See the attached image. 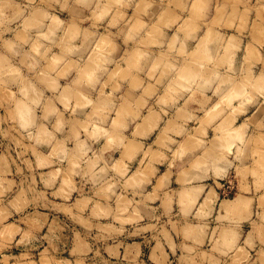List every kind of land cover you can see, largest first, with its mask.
<instances>
[{"label": "crops", "instance_id": "1", "mask_svg": "<svg viewBox=\"0 0 264 264\" xmlns=\"http://www.w3.org/2000/svg\"><path fill=\"white\" fill-rule=\"evenodd\" d=\"M76 10L78 11V13L81 12V14L83 12L87 11V10L83 11L80 6L77 7ZM107 15L105 16V18L104 17H103V19L101 18L102 20L100 22H97V20H95V19L91 20L90 22H88L89 20H87L85 26H84V24H80L82 22L78 19L85 18V16H87V13L86 12L83 13V16H81V17L77 16L79 18L76 19V21H77L76 23L81 25L82 30L88 28L89 30L92 29L93 30L92 32H94V33H91V36L92 37L94 36L93 38L91 36H89L87 38V36L85 37L84 34L82 33L83 37L87 38V39H85L86 40L85 43H87L86 45H88V46L85 47L86 45L84 43H82L81 41H79L78 43L75 44L76 48L74 45L71 47V50H70L71 54H68L66 52L68 54L67 55L64 53L65 51L63 52V51L58 50V49H54L53 50L54 52L53 51L51 52L52 54L55 53L56 57H58L60 55V58H61V61L60 60L57 61L54 65L55 68H53V69L55 70V72L58 68H59V70L57 72H59V71L61 72L62 69H64V68L67 69V67H68V70L70 71V73L68 75L69 76L68 79H62V78L58 79L57 82H59L60 87H59V91L56 93L57 95L55 96V100H54V106H55L54 112H55V115L56 114L57 115L55 117H52V119L54 120V122L61 121L62 119L65 120L64 123H63V121L59 122L61 125L57 122L56 125L57 126L60 125L59 130H57L58 128H56V126L53 122L54 127L56 128V129L53 128L54 132H55L54 142L56 144H58L57 141H60L62 143V144H60L62 146L61 151H59V153L61 154V157L59 160H56V159L54 160V170H57V171L59 170V173L57 172L56 176L57 175L60 176L59 178H56L54 176L55 177V184L57 181H58V183H61L63 175H65L64 176L65 178L69 175V179L67 181H69L70 184H76L79 187V185H81V183H84L85 188L87 189V196L88 197L92 198L94 201L99 200V203L105 208H107L109 206L110 212H109V219L108 220L112 223H113L115 217H117L119 219H123V218H125V215L133 213L135 216L136 215L139 216L140 221H141V222L139 221V223L141 224V226H143L142 224H146L148 222H153V223L157 224V227L159 229H166L167 228L168 230H171V228H170L171 225L177 226V228L179 230H182V228H185V229H190V228L192 229L193 228V229L197 230L199 233V236H198L199 243H200V240L204 242L202 244L203 248H207L208 246L211 248L213 245H215V247L217 249H219L220 251L226 250L227 248H230L231 251H229V252L227 251L228 253H230V255H229L230 258L234 257L237 254V252H243L242 248H245L246 250H248L247 246L248 245L250 246V241L248 239L251 238V242H252L251 244H253L252 237H250V236H254L253 230L256 229L255 226L258 227V224L259 223L261 224V221H255L256 217H257V215H260L262 213H263L262 215H264V162L261 161V160H264V158L261 159V156H258V155L262 154V157H263V154H264V138H262V137H264V98H263L264 97V95H263L264 90L262 89L263 93H258V94H257V92L255 93L253 91L254 86L251 85V83H253V81H251L248 88L243 87V89H242L244 91V92H242L243 94L244 93L247 94L248 93L247 90H249V91L251 90L252 94L250 93V97L247 96L249 94H247V95L245 94L247 96V98H246L245 95L240 93L242 91L241 90L239 93L241 94V96L243 95V99H241V101L238 100L239 94L238 95L235 94L236 92L238 93V89H239L237 86V83H238L237 77H238V70H239L238 63H235L233 65L231 64V66H230V64H227V65L224 64V66L223 65L221 66L220 65L221 63H220L219 64L220 66L219 65L217 66L218 63H216V64L213 63V65H212V62H209L208 64L205 63L203 65L200 63L201 66L198 64V66H200V67L197 68L196 70L199 69L198 70L199 73L196 71L197 72L196 73L197 78L195 80H197L201 76H202V78L201 79L199 78L195 82H194V80L186 79L189 81H187V83H185V84H189V82L191 81V83H190L191 87L188 86L190 88V90H189V88H187V85H186L185 88H187V89H185L183 87L184 82H182L179 79V77L181 75L178 77V75H176V72L174 73V70L175 71L177 70V72H179L181 69H184V71H185L186 70L185 68L188 67L189 65L187 66V64H184V66L185 65L186 66L183 67L182 63H177V64L172 63L169 65V66H171V68H169V70L171 72H169V73L163 71V67L166 66L165 64L155 63L156 68L153 67V69H152V65H154V64H152L151 60L155 58V57H153V54H157L158 49H156L155 46H150V47L143 46V44L141 42L142 38H145V37L147 38V35L151 33V32L148 33V31H147V30H150L151 28L150 29H148V28L144 29V28L149 26V24H151L149 27H152L153 23L155 22L154 20H156V18H157V15L152 14V15L140 16V17L133 16L129 20H126V22H129V25L126 26L123 31L121 29L122 28L121 27L122 21L120 19L119 20L117 19L118 22H113L112 13H110L108 16ZM182 15H184V14L183 13L177 14L176 24L177 23L180 24L181 22H183L184 20H181L182 18L188 17L187 15H185V16H182ZM155 16H156V18H155ZM96 19H98V18H96ZM136 19H138L139 21L141 20L140 25L142 23L144 24V26L140 29H139L140 25L138 27L136 26L137 28L134 26L135 27L134 31L139 30V33H137L138 31H136V32H134L133 30H132L133 32L130 31L131 29H133V25H132L133 23H135V25H136V23L139 24V22H137L138 20H136ZM135 20H136V22H135ZM111 22L113 24H117L119 22L120 23H119V25H117V27H111L110 26ZM175 26L177 27L178 25H175ZM145 30L147 31V34H146ZM174 30L165 29L162 37L165 38L166 41H165V45L163 47H161V50L165 51L168 49L167 48L168 47L167 46L168 40L170 38H172L174 34H177L176 37L179 40H183L184 39L183 37L186 36V34H185V36H184V34L182 36L181 33H179V32L177 33ZM128 33L132 37L135 36V34H137V35L135 37H133L134 39H132V38H130ZM202 33H205V32L204 31L198 32L197 38L199 36H201ZM139 34H140V36H139ZM151 34L154 35L155 37H157L155 32L154 33L152 32ZM127 35L129 36L130 39L128 38ZM97 36H99L98 40H103L106 37L109 40H113L114 43L117 44V46L115 45V47H107V48H106V46H104L105 48L99 47L101 50L104 49L106 52H108L106 54H105V51L104 52L102 51L99 53V54L103 53L106 56L105 57L103 55L106 58L104 60L103 56L101 55L102 57H100V58H102L103 60L99 58L100 62L99 61H96V62L93 61L96 58L95 54L97 52H99L98 50L96 51V49H94V46H95L94 44H96L95 42L97 41L95 38H97ZM151 36H149V37L152 38ZM181 36L183 39L181 38ZM139 37H141L140 40H138ZM220 39H221L220 37H217V38L215 37V40H214L215 44L213 47L214 52L213 51H212V53L209 52L211 54V57H214V56L216 57V58L214 57L215 58L214 62H215V60H216V62H218L217 59L219 57H218V54L216 52H217V47H219V45H216V43L219 42V44H221ZM88 40H89V42H88ZM125 40H126V42H125ZM93 42H94V44H93ZM80 43H82L83 45L80 46ZM136 44L139 45L138 47H140L142 50L138 49V47L135 46ZM188 44L189 43H185L186 46L184 45L185 48H187L183 52L185 54L190 53L191 50H193V46L188 47L189 46ZM140 45H142V46H140ZM177 45H178V47H177ZM77 46H80V47L77 48ZM82 46H84L86 50L81 49ZM90 46L93 48H91ZM101 47H103V46H101ZM143 47H144V49H143ZM145 47H146V49H145ZM74 48H75V50H74ZM108 48H110V49H108ZM133 48H134V50H135V48L137 50H140V51L135 50L136 53L137 52L141 53V51H144L143 52L144 55H149V61L148 62H144V61L138 62L136 60L135 62H138L139 66H137L135 69H133V67L137 63L134 62V65H133V62H132V65H133V67H132L131 64H129L130 61L125 60V62H124V59H126V58L129 60L128 57H130L132 55V53L134 52ZM178 48H179V43H177L175 45V47L173 48L174 51L171 53H173V54L178 53L177 52L179 50ZM72 49L75 53H78V51L80 50L78 53L79 56L77 54H75L74 52H71ZM81 50H82V54H81L82 56L80 55ZM91 50H93V51L95 50L96 51V52L94 51L95 54ZM132 50H133V52H132ZM56 51H57V53H56ZM59 51H61V53ZM87 51L88 52L91 51L93 53L92 57L94 59H92V57H90L91 55H89V53ZM126 52L131 53V55L128 53L130 55V56H128ZM62 53H64L65 55ZM92 53H90V54H92ZM125 53H126V55H125ZM57 54H58V56H57ZM107 54H108V56H107ZM110 54H112V55H110ZM86 55L88 56V58H91V59H88L89 62H91V61L94 62V65L96 63H98V66L95 65L96 68L92 67L93 65L91 66L93 68V70H91V71L94 72L92 74V75H94L93 79H96L97 82L92 87H90V85H88V84H85L86 82L85 83L83 82L81 85H78L79 88H82L81 89L82 93L84 92V94L86 95V96H84V94H83V96L84 97L88 96L87 99L84 98L85 101H90L83 108H79L78 106H73L75 103L72 104L75 101V100H73L74 96H75V98L77 97L73 92V91H75V87H76L75 85H77V84L74 83L73 81H75V82L80 81L77 79L76 75L78 74V71L80 68L83 69L82 68L83 66H81V64L84 65V64H86V62H88ZM70 56H72V57L70 58ZM75 56H78V57H75ZM85 56H86V60H84ZM125 56H128V57H125ZM123 57H124V59H123ZM79 58H82V59H79ZM69 59H72L70 61L71 66L68 65L69 63H67V61ZM74 60H76L79 63H77ZM83 60L85 61V63ZM122 60H123V62H122ZM212 60H213V58H212ZM64 61H66V62H64ZM72 61H73V63H72ZM126 61L128 62V65L131 66L130 67L131 70L132 71L134 70L133 72H135L134 73L135 76L132 73V71H130V68L126 64L127 63ZM74 62H76V63H74ZM63 63H65V64L67 63V64L62 66ZM142 63H143V66H141ZM72 64H73V66H72ZM99 64L101 66H104V68H105V69H103L104 72L102 71V69H100ZM206 64H207V66H206ZM214 64H215V67H214ZM60 65L62 67L61 69H60ZM65 66H67V67H65ZM79 66H81V67H79ZM191 66L192 65H190L189 68H191ZM116 67H118V69L120 70V71L118 70L119 73H118ZM179 67L181 68L180 70L177 69ZM204 67L208 68V70L205 69ZM101 68H103V67H101ZM123 68H124V71L129 73V74L122 72ZM126 68H129L128 70L130 72H128V70L126 71ZM150 68H151V70H149ZM189 68H187V70H189ZM212 68H214L216 70H213V72H212L210 70ZM66 69H64V71ZM99 69L102 71V73ZM191 69L195 70V67L193 68V66H192ZM203 69H205V72L206 71L207 72L206 73L203 72L202 71ZM108 70L111 71V73L113 72L111 74V76L114 74V72H115V74L118 73L120 75L118 76V74H116L117 77L115 78V74H114L113 75L114 77L113 76L111 77L110 72ZM148 70L150 71L149 73H148ZM193 70H190V71H193ZM248 70H246V71L248 72ZM259 70H260V72H263V76H264V69L259 68ZM75 71L77 72V74L74 73ZM151 71H153V72H151ZM181 71H183V70H181ZM208 71H210L212 74L210 75V73ZM215 71L217 73V75L215 74L216 76L213 75L215 73ZM180 72L178 74H181ZM255 72L256 71H254V67H251L249 70V73L254 74V77H257V73H255ZM122 73H123V76L121 75ZM147 73L148 74L151 73V74L148 75ZM164 73H165V75H164ZM223 73L225 75L224 80L226 81V82H222V83H225L224 87L222 86L223 84L221 82H219L221 80L218 79V78L223 79V77L221 78V76H220V74L223 75ZM125 74H127V75L125 76ZM130 74H132V75L130 76ZM108 75L112 79L110 78L109 80H106L108 82H107V84H104L103 77H104V79H108L109 78ZM146 75H148L149 77H147ZM162 75L166 76V77H163ZM208 75H210L209 79H207ZM106 76H108V77H106ZM132 76H134V77H132ZM155 76H156V79H155ZM175 76H176V78H175ZM226 76L228 78L230 77V79H227ZM172 77H173V80H172ZM133 78L136 80H134ZM177 78H178V81L180 80L179 83H177L178 81L177 82L175 81V80H177ZM75 79L78 81H76ZM205 79L207 80V82H205L206 81ZM231 79L233 80V82L235 80H237V81H235V83H233ZM186 80H185V82H186ZM229 80H231V81H229ZM156 81H157V83H155ZM170 81L172 83L168 84V83H170ZM173 81H174V84H175V82H176V84H178L179 88H177V86H174ZM101 82H103V83H101ZM180 82L183 84L182 86H180V84H181ZM230 82H232V83H230ZM99 83L104 84V86L99 87V85H100ZM131 84L133 86L134 85L135 86L133 87ZM114 85H115V87L113 88L112 86H114ZM129 85H130V87H129ZM150 85L153 87H147ZM166 85L167 86L170 85V87H168L170 89H168V88L166 89L165 88ZM171 85H172V88H171ZM225 85L228 86V88ZM230 85H232V86L234 85V87H236V88L230 87ZM64 86L70 87V90H68L70 95L68 94L67 91H66V95H64L65 97L67 96L68 98L70 96V98H69L70 101H68L66 98L65 99L63 98L64 96L62 94V90H63ZM173 86H174V88L175 87L177 88L176 92L173 90L174 89ZM247 86H248V84H247ZM251 86H252V88H251ZM181 87H183L182 90L178 91ZM100 88H103V89H100ZM142 88L143 89L148 88V89L143 90ZM150 88H153L152 89L153 92L151 90L152 93L149 92ZM162 88H163V90H162ZM229 88L231 89V91L233 93L236 90L237 91L233 94L232 92H229L230 91ZM232 88L234 90L235 89L236 90L233 91ZM244 88H245V90H244ZM183 89H184V91H183ZM226 89H227V91H226ZM145 90H146V93L149 92L148 95L145 94ZM167 90H169V92H167ZM99 91H102L103 95L101 94V92L99 93ZM164 91H166V92H164ZM171 91L172 92L174 91V93H172ZM71 92H73V94H71ZM96 92L101 97L106 95L104 102H105V100H107L106 98H108V101L105 104L110 102L108 104H109V106H111L110 104H112V106L111 107H108V105L104 106V103H102V106H104L105 108L102 106H100L98 108L97 106H99V105L97 103H95V105H97V106L93 105L94 104L93 101L98 102L99 99L100 100L102 99L100 96H98V94ZM226 92H227V94H229V93H231V94L226 96L227 95ZM253 93H255L256 95L255 94L253 95ZM59 94H62V97L60 96V98H63L64 101L66 100L65 103L63 102L65 105L63 103L60 104L62 102L61 99H60L61 102L56 100L57 98L59 99V97H58ZM168 94H170L171 96H168ZM221 94L223 95V98H220V97H222ZM232 94L234 96H236L235 101H234V97ZM71 95H74V96L72 97ZM140 95H142V96H140ZM160 95H161V97L164 95L167 96L166 99L164 96V99L166 100V102L163 98H160ZM97 96L100 98H97ZM225 96L228 97V100H226V101H228V102L230 101V105H229V103H225V99H227V98H224ZM231 96H232L233 100H232ZM124 97L126 100L130 101L131 105L130 104L129 105L134 108L133 109L128 105L126 106V104H125L124 109L126 106L127 110L130 109L131 111L132 110H134V111L131 112L129 110V113H128L127 110L122 109L123 106H122V103H120V102H123L122 100H125ZM140 98H142V99H140ZM244 98H245V100H244ZM248 98L249 99L251 98V100H246ZM143 99L145 101H141ZM159 99L160 100L162 99L163 104L158 103L160 101ZM219 99H221V101L223 100V102L219 101ZM80 100H82V99H80ZM128 101H127V104L129 103ZM134 101H136V104H134L135 107L132 106ZM139 101L142 103L141 106H139L140 104L137 105V103H140ZM143 102H144V105H143ZM219 102H221L220 104L222 105V107L220 106V104H218ZM90 103H92L93 106H91ZM98 103H101V101ZM124 103H126V101ZM222 103H225V104H222ZM240 103L242 106L240 105ZM217 104L219 105L218 108L216 107ZM227 104H228L227 107L224 106ZM89 105H90V108H89ZM116 105L118 108H116ZM239 106H241L240 107L241 110L238 108ZM119 107H122L121 110H123V111H121V110L119 111ZM215 107L217 109H215V111L212 110ZM220 107L223 109H219ZM236 107L241 112L232 109V108L235 109ZM101 108H103L105 110H102ZM77 109H79V110L77 111ZM91 109H93V112H91L92 111ZM94 109H97V110H94ZM74 110L77 111V114H75V116L72 113ZM88 110L89 111L91 110L90 114H91V116H93V118L95 117L96 120L92 119L91 116L89 117V114H87V112H85ZM101 110L104 113L103 117L101 116V114H103L101 112ZM117 110L119 112V113L117 112L118 114L115 113ZM89 111H88V113H89ZM97 111H99L100 113ZM125 111H127L128 114ZM94 112L99 113L101 117L98 116L99 114L97 116L100 117L101 119H98V117H96L97 113L95 114V116L92 115V114H94ZM121 112L122 113L125 112V114L124 113L122 114ZM85 114L87 115L88 118L91 119V121H90V119L87 121V123L88 122L89 123L86 125V129H87V131H85L86 134L83 132V129L80 128V132H79L80 137L78 139V140H80L81 146H83V148H84L83 150H85V156H79L75 160L74 158H72L74 156L73 155V151H74L73 150L74 149L73 138L74 137H73V133L70 131L71 129H68V128L70 127V124L73 125V123H77L78 121L83 122L87 118ZM149 114H151V116H149ZM53 116H54V114H53ZM59 116H61V117H59ZM117 116L119 118L122 117L124 122L122 120H117ZM148 116L153 117V119H154V121L151 120V118H150V121H146V122H148V123H146L147 126L149 124L151 126H153L152 121L154 122L153 124L155 126V129L153 127L151 129V131L149 130L150 125L148 126L149 129L148 128L146 129L145 128L146 126H142V127L140 126V125L145 124L144 121H140V120H144V118H146ZM56 119H58V120H56ZM74 119H75V122H73ZM97 119L101 120L103 123L98 121ZM148 119L149 118H147V120ZM155 120H157V121L155 122ZM92 121L94 123L96 121H98L99 123L96 122L95 124L98 123L99 125L102 126L99 129L98 124H97V131L99 130L98 134H96L97 132L94 133V130L96 129V127ZM118 121L122 122L125 126L122 128L123 124H121ZM113 122L114 123L118 122L120 124L118 125V123H117V126H120V125L121 126L117 127L116 124L113 125L114 124ZM138 123H140V125ZM167 123H169L170 125L174 123L175 126H173V125H172L173 127L170 126V128H172V129H170L168 126L169 124H167ZM91 124H93L94 127ZM136 125H139V127ZM165 125H166V127H165ZM115 126H116V128H115ZM240 126H242L241 127L242 129H240ZM134 127H135L136 131H139V132L135 131L136 133H139V136L135 135L136 133L134 132ZM235 127H236V129H238V130L235 129V131H239V134H238V132L237 133L234 132V136H233L232 131H234L233 129ZM225 128H227V129H225ZM101 129H102V132L100 131ZM143 129H144V131H143L144 133L142 135L141 132ZM229 129L231 130L232 133L229 131ZM113 130H115V131H113ZM148 130H149V132H147ZM164 130H167L165 132V134L168 136L169 139L166 137L165 134H163ZM225 130L226 131L228 130V132L225 133ZM112 131L114 133H112ZM108 132H109L110 136L107 134ZM110 132L113 135H111ZM197 132H198V134H197ZM221 132H222V134L224 133L223 138L225 136H229L227 134L230 132L231 135H230L229 139L232 140V138H233V140H232L233 142L236 139V138L234 139L235 134H237L236 137H238V135H240V137L241 136L242 137L241 138L238 137V140L236 139L237 142L235 141L236 143H234V144L232 141H231L232 144L230 141H228V142L224 141V143L226 142L227 144H223V141H222L223 138H219L222 136ZM132 133H134V134H132ZM145 133H147V134L145 135ZM160 133H161V135L158 136ZM192 133H193V135H192ZM94 134H95V136H94ZM162 134L165 136V138H167L166 140H170L172 138V140L174 142L168 141L169 143H165V141H164L165 139L162 140V138H164V136ZM195 134H197V135H195ZM107 135L109 138L106 139ZM114 135H115V137L116 136H119V137L122 136V138H124V139L122 140L120 138V142H122L124 145H125V143H124L125 140H126V142L130 141V143H127L129 148L127 145H125L127 147L126 148L124 145H122V143L118 142L119 139L117 140V137L116 138L113 137ZM96 136H97V138H96ZM111 136H112V138H111ZM193 136H194V138H193ZM259 136H261V139H259L260 138ZM114 138L116 139L115 141H114ZM159 138H160V140H158ZM195 138H197V139H195ZM256 138L259 139V141ZM127 139H130V140L128 141ZM131 139H132V142H131ZM187 139H189V141H190L189 143L186 142V141H188ZM105 140H108L109 143H106L108 141L104 142ZM161 140H162V143L159 144ZM194 140L197 141V143L195 141V143L197 145H195V143L193 142ZM218 140H219V142H222L221 143L222 146L219 143L220 145L218 147H216ZM224 140H226V139L224 138ZM240 140H242V142ZM260 140H261L262 144L258 143V142H260ZM111 141H113L114 143L117 141L118 143H115V144L112 143L110 145ZM238 141H240L241 143H239ZM211 142H212V144L214 143L215 145L214 144L212 145ZM183 143H186V144L188 143V145H187L188 148H187V146L185 147ZM130 144L132 147L130 146ZM164 144L165 145L168 144V145L162 146ZM192 144H194V145H192ZM180 145H182L181 147L184 146L185 148H181ZM230 145L231 146L233 145V147H231ZM135 146H136V148H135ZM219 147H225V148L227 147V149L219 148ZM123 148L128 149V151L126 149L124 151ZM131 148L133 150L134 149L137 150V148H138L139 150H137L138 151L137 152V151H133ZM129 149L132 151H130ZM178 149L179 150L182 149V151L184 149H186L187 152L184 151L183 152L184 154H183V153H181L182 151L180 152ZM177 150L181 153V155ZM227 150H229V151H227ZM258 151H263V153L262 152L260 153ZM124 152H126V153H124ZM129 152L134 153L133 156ZM255 152L257 153V155L255 154ZM122 153H124L123 156L126 155L127 158L130 157V159H127V158L125 159L126 156L123 157ZM207 154L211 158H209V156H207L205 160H202V158H200L202 155H207ZM56 155L58 157V153H56ZM202 157H204V156H202ZM212 157L216 158L217 160L216 159L212 160L213 159ZM217 157H219V158H217ZM94 158H96V160ZM93 159H94V162H97L96 164L92 163ZM197 160H202V162L199 163ZM194 162H195V164L198 163V165H193ZM258 162H260V163L263 162L262 163L263 167H262V165H260V163L258 164ZM191 164H192V168L190 167ZM91 165H92V167L95 166V169H97V170L99 169V171L102 169L101 172L98 171L100 174L97 172V170L92 168ZM96 165H97V168H96ZM70 166H72V169L74 171L70 168ZM145 168H146V170H145ZM216 168H220V169L222 168V170H221L222 172L220 171L221 174H218L219 173L218 170H220V169L216 170ZM92 170L94 172H92ZM138 170H139V172H138ZM185 170H186V172H189V174L186 173ZM140 171L144 172V176H145V173L148 172L147 176H149V177H145V178L139 177V178L135 179L137 176H143V172L140 173ZM217 171H218V173H217ZM84 172H85V174H83ZM136 172H138L137 173L138 175L136 177H134L136 175ZM134 173H135V175H134ZM139 173L141 175H139ZM184 173H186V175H189V176L186 177L184 175ZM230 173L233 174V176H234L233 180L235 182V187L237 189V192L233 196V198H231L229 200H222V199H220L219 193L217 191V183H218V180L223 178V176H225L226 174H230ZM166 174H168L167 178H166V176H167ZM180 174L184 175V176H180ZM94 175L96 177H94ZM132 175H134V176L131 177ZM161 177L163 178V181H162ZM182 177H183V181H182ZM133 178H134V180H131ZM180 179L182 182L179 181ZM186 179H188V180H186ZM159 180L161 181L160 183L158 182ZM158 183L161 187H159ZM215 183H216V185H215ZM157 186H158V188H157ZM74 192H75V190L72 191V194ZM121 198H124L123 201L124 202L126 201L127 203L130 204L129 207L125 206L124 208H120V205H118L117 200L119 199V201H120V200H122ZM127 200H129V201H127ZM118 223H116V224H118ZM260 224H259L258 228H260V226H263V223H262V225H260ZM212 231H216V234L213 238V242H210L209 241L210 237L208 236V239H206L207 237H205L204 234H206V232H209V234H210ZM227 231L228 232L233 231L235 233V235H237V239H236L235 243H233V241H234L233 239L235 236L234 233L232 232L233 233L232 237H231L232 241H229V239H228L229 235H228ZM201 232H205V233H203V235H202ZM223 232H226V234L228 236H226L225 233H223ZM221 234H222V237H221ZM229 234H230V232H229ZM223 235L226 236V239ZM181 237L182 236L180 235L178 238V240L180 239V242H181ZM223 237H224V239H223ZM200 238H203V239H200ZM221 239H223V240L221 241ZM224 240H227V241H224ZM143 242L144 241L141 240L140 244H143ZM214 242H215V244H214ZM227 242L229 245L226 244ZM229 242H232V244ZM159 244H161V247L162 246L164 247V249L166 250V253H171V251L168 247V244L166 242H164L162 238H161V242ZM177 246H179V242H178ZM205 251H210V249H208V250L205 249ZM213 257H218V256L213 255Z\"/></svg>", "mask_w": 264, "mask_h": 264}, {"label": "rangeland", "instance_id": "2", "mask_svg": "<svg viewBox=\"0 0 264 264\" xmlns=\"http://www.w3.org/2000/svg\"><path fill=\"white\" fill-rule=\"evenodd\" d=\"M7 1L10 5H12L13 3V6L10 7L9 4H7L8 7L3 6L1 8L0 6V10H1L0 15L2 14L1 13L2 11L4 13L1 15L2 17L0 16V54H1L0 55V64H1L0 66L3 67L5 63H2V62H5L6 59H8L9 66L12 64H13L12 65L13 67L15 66V68L11 66V68L14 69V74L15 72H17V74H19L20 72L19 74L20 78L17 74H15L18 76L17 78L16 76L14 78L11 77V75L13 76L14 74H11L13 69L9 68V66L7 68L12 71L10 72V70H8L4 66L6 69L5 71L6 73L4 72L5 70L4 67H3V70H1L2 68L0 67L1 68L0 72L1 71L3 72V73L2 72L0 73L1 75L2 74L5 75L7 74V72H8V76L9 74H11L9 77L6 75V77L10 78L9 80L10 82L13 80L15 81V78H16L15 82L10 83L5 76L3 78L2 77L3 75L2 76L0 75V79L4 81L3 83L0 82V264H264V244H263L264 240L261 241L262 244L260 242L258 243V241H260L259 239L261 238L260 236L262 233L260 231L264 228V226L261 227L262 228L261 230L258 229V234L260 233V236L258 234H254L253 239H252L253 244H251L252 243L251 242L250 246L249 245L247 246L248 250H246L245 248H242L243 252H237V254L234 257L230 258L229 256L230 253H228L229 251H231L230 248H227L226 250H222V251L217 249L215 245H213L211 248L209 246L207 248H203L202 244L204 242L202 241L199 243V240H196V238H198L197 236L198 231L195 229H193V233L191 232L192 231L191 228H190L191 230L189 229L190 231H188V229H185V228H182V230H179L177 226L175 225L170 226L171 230H168L167 228L159 229L157 227V224L153 222H148L146 224H142L143 226H141V224L139 223L140 221L139 216L137 215L135 216L133 213L125 215V218L123 219H119L115 217L113 223L110 222L108 220L109 212H110L109 206L105 208L99 203V200L94 201L92 198L88 197L87 189L85 188L84 183H81L79 187L76 184H70V182L67 181L69 179V175L66 178L64 177L65 175H63L61 183H58L57 181L55 184V177L59 178L60 176L59 175L56 176V173L57 172L59 173V170L58 171L54 170V160L55 159L59 160L61 157V154L59 153V151L61 150L59 149H61L62 146L59 144H62V143L60 141H57V143H59L58 146H61V148L59 147L58 149V146L54 147L55 132L53 131L54 124L52 123L53 122L52 117L54 113H53L52 108H55V106H54V101L51 102L49 100L50 99L54 100L56 93L59 91L60 86H59V82H57L58 79L60 78L68 79L69 77L68 75L70 71L69 70L66 72L64 71V73H62L61 71L62 75L58 74L59 73L58 72L56 74L60 76L58 75L54 76L55 71L53 68H55L54 66L55 62L59 60L61 61L60 56L56 57L58 59H56L54 63L51 62L50 66L54 64L52 65V68L51 67L48 68L46 66L50 63L49 61L51 59L55 60L54 55L51 53L54 49L63 50V48L68 47V46L65 47L67 42H68L67 45H70L71 43L72 45H74L82 40V43L85 44L86 40H84L85 38L82 37L83 36L82 33L85 36V32L93 31L92 29L89 30L88 28L83 29V30L81 29L80 24H84L85 26L87 20H89L88 22H90L91 20L95 19L97 20V22H100L103 19V17L105 18L107 14L109 15L110 13H112L113 22H118L117 20H114V18H118V20L120 19L122 21L121 29L123 31L124 28L129 25V22H126V20H129L133 16L140 17V16L158 14L157 17H159V16H162L163 14L162 17L164 18V16L167 13L166 11H169L168 13H172L176 18H177V14H182V13L184 14L182 16L187 15L189 19H191L192 21L193 19L195 20L197 18L196 19L197 24L195 22L192 23V26L195 27L196 30H194L193 27L191 26V22H189V26H187L188 30L191 27L190 32L193 29L192 33H189V34H193L192 38L190 37L191 35H188L189 36L188 38L186 35V37H184L183 40L174 39V44H177L180 41H183V42H180L179 44L184 43L182 44V46H184L185 43H189L188 47H192V46L193 48L195 47L193 49L194 51L191 50V52L194 53L196 52L195 49L197 47L196 39H197L198 32L204 31L206 34L211 32L210 34L213 33V35L211 36L212 38H209L210 39L209 41H211L210 42L211 47H213V45L215 44L214 43L215 37L221 38L220 39L221 44H219V42L216 43V45H219V48L217 47L216 53L218 54L220 58L221 56L219 55V52L223 50V46L226 43H228L227 45L229 48L230 41H231L230 44H232L233 41H235L236 44L234 42V45H239V46L236 48L235 46L233 47V44H232L230 48L232 47L233 50L229 48L230 55L228 54L229 55L228 57L231 62L230 64L233 65L235 63H238L239 65L237 82L241 83V81H244L241 78V76L243 78L244 77L246 78L245 75L247 71L244 70L246 68H249L250 70V67H254V71H256L255 73H257V77H255L256 78L255 79L254 74H248L247 72V75H249L247 76V78L250 77V75H251V78L250 79L244 78L245 81L246 80L247 81L246 82L244 81L243 82L244 84L239 85L240 91H241V88L243 89V87H246L247 84L249 85L252 79L254 80V82L255 80L257 82L258 79L259 80L261 79L260 82H258L261 86L263 75L260 76V73L263 74V72H260L259 68L264 69V64H262L264 63L263 61L264 60V0H203V3H202V0L201 1L195 0V1L202 3V4L199 3L200 7L198 6L199 5L198 2H195V3L193 2L194 0L193 1L192 0H180V3H179V0H118L116 1L117 5L110 4L109 6H112V7L110 8L107 7L108 10L106 14L98 17L99 20L96 19L97 18L96 14L102 13V10H103L102 8L103 6L101 2L102 0H98L97 2L96 0H90L88 3L85 2L84 4H82L83 2H80L78 0H77L78 2L76 0H12V1L7 0ZM181 1H183L184 5L182 4ZM190 1H191V4H190ZM176 3H178V5ZM193 3L198 4V5H195V7L198 8L196 13H194V10L196 8L193 6ZM79 6L82 8L83 11L87 10L85 12L87 13V16L89 18L87 16H85V18H80L78 20H80L82 23L77 24L76 19L79 18L77 16L81 17L83 16V13H85V12H83L82 14L81 12L78 13L76 8ZM192 6L195 9H193ZM190 8H192V10ZM40 10L43 11L45 14L44 15L41 12V15H39V17L42 16L43 21H41V18L38 19L37 15L40 14L38 13L35 17L37 18L35 22L34 16L32 17L30 15L32 13L30 12H33V13L34 11L40 12ZM199 10L201 12L200 16H198L200 14V12H198ZM158 11H161V12H158ZM190 13L191 15L195 14L194 16L192 15L194 18L190 16ZM3 15L5 17H3ZM50 15H54L56 17L58 16L59 18L58 20L61 22L59 26L54 28L52 34L56 33L60 41L63 40V36H65L64 38H67V40L64 39L62 41L64 43V41L66 40L64 45H61L62 42L60 43L57 37H56V40L52 42L51 41L49 42L48 40H46L47 37H50L52 39V37L54 36L49 31L44 33L46 31V27L50 30H52L53 28L51 26L53 24L52 22H50V19H49ZM24 17L27 20H24L25 22L23 23L21 22V19L22 18L24 19ZM31 18H33L32 21L34 22L32 21L28 22L29 21L28 19H31ZM184 18H182L181 20H184ZM72 19L74 21L73 26L75 29L78 30L79 33L76 36L75 34L74 35L70 34V36L72 35V37H70L68 36L69 28H70L69 23ZM37 20H39L41 24ZM157 21L163 24L162 25L163 27L159 23L157 25V27L160 25L157 28L158 30L160 29V32L156 30L155 28V30L159 32V34L158 33L156 34L160 35L157 37L158 38L157 43H155L154 40H152L153 41L152 43L151 41H149L150 39L148 38H146V41H145V38L141 39V42L143 41H145V43L149 42L145 44L146 46L148 47L155 46V48L158 49L157 54H153V57L155 58L152 59L153 61L151 60V62L154 63L155 60L156 61L158 60L160 61L158 64H165L167 68L166 66H164L163 71L168 72V73L171 72L169 70L171 66L169 65L172 63L189 64L187 63V61L189 62V60L190 62L191 61L193 62V60H195V56L197 55L195 53L192 54L191 52L186 53V54L183 53L187 49L185 48L186 45L184 46L183 49H179L180 51L178 50L177 51L178 53H175V54L171 53L174 51L173 48L175 47V45L173 47L170 46L171 45L170 42L173 41V39L171 38H170L171 40L170 39L168 40V44H167L168 49L165 51L161 50V47L165 45V41H166V39L162 37L165 29H171V30L176 29L174 31H177L181 24L176 27L175 25L177 21H175L174 24L171 22L172 25H169V23L164 24L160 22L158 18H157ZM185 22L184 23L181 22L183 26L184 24L188 25V23H185ZM25 23L26 25L27 24L31 25L30 23H34L33 24L34 27L33 25L31 26L32 28H30L28 25L23 27V24ZM119 23L113 24L111 22L110 26L117 27ZM1 24H3L4 27L1 26ZM142 24L139 26V29L144 26V24L143 25ZM38 25L39 27L37 29H39L41 26L45 28L43 30L44 32L41 31L43 32L41 34L49 35V36L47 35L46 37H44L45 39L41 37L42 35H38V36L34 35L33 32L35 31L37 32L36 27ZM144 29H146V27ZM181 29L183 32H185L183 28ZM187 29L186 31L188 32ZM23 30L24 32L26 30L28 33L25 32L27 33L25 34ZM208 30H210V32H207ZM19 31H22V32L20 33ZM30 31H31V34H29ZM182 31L179 30L177 32L182 33ZM251 32H254V33L250 34ZM18 34H20L19 36H22L23 38H25L24 36L27 35L26 36L27 38L26 39H23L22 37L19 38ZM250 35H253V36H250ZM39 36L42 39L38 38ZM74 36L76 39L73 38ZM257 36H259V38L261 37L260 39L261 41L258 40L259 38ZM70 38H73V39L71 40ZM157 38L155 40H157ZM232 38H233V41H232ZM255 38H258L257 39L258 41ZM9 39L11 40V42L13 40L12 44ZM44 40H45V43L47 41L49 43L45 44ZM255 40L257 43H255ZM17 41H18L19 47L17 45L12 46V45L17 44L16 43ZM106 41L108 42L111 41V42L104 43ZM106 41L103 42L104 44H106L104 46L112 45L110 47H115V45H117L114 43L113 40L106 39ZM39 43H40V46H38L36 50L35 45ZM8 44L12 46L11 49L8 48L7 46ZM59 44L63 46V48ZM249 44H251L250 46H255V47L250 48L248 46ZM246 47H248L249 50L254 49L255 52L257 51L256 53L257 56H255L254 51L253 53L251 52L252 50H250V52L252 53L250 56V54H248L249 50L247 51ZM32 48H35V50H32ZM226 48L227 47H225L224 50L228 52L227 50L229 49H226ZM43 49H45V51H43ZM32 51H37V52L35 53L33 52V56H32ZM42 51L45 53H42ZM231 51H232V54H231ZM224 52L225 51L223 52L221 51L220 53L222 54ZM246 53L249 55L250 58H253L252 55L254 54V57L259 58V60H257V58L256 59L253 58L255 59L254 61H252L251 59L249 60V57L247 56ZM27 54H29V56ZM42 54H44V56ZM51 54L53 58L51 57ZM191 54L194 56H192ZM39 55H41L42 57ZM49 55L51 59L48 58ZM190 55L192 56L193 60L190 58L191 57ZM199 55L203 57V54H199ZM222 56H224V54ZM225 56L227 57V55ZM2 57L6 59L3 60ZM23 57H25V59H23ZM143 57H144V53H143ZM146 57L147 58H145V62L146 61L148 62L149 55H146ZM198 58L201 59V57H198ZM198 58L197 60H199ZM211 59L212 57H210L209 58L210 61L207 60V62L208 63L212 62ZM23 60H26V61H23ZM197 60H195L196 62H193V64L198 63ZM222 60L223 59H221V61ZM244 60L245 61L248 60L250 61L249 63H252V62L253 63L252 64L247 63V66L250 65V67L245 66L244 68L243 66L247 62V61L245 62ZM68 62H70V60H68L67 63ZM222 62L225 63L226 61L223 60ZM45 63L47 64L45 65ZM219 63H220V60H219ZM41 64L43 66L42 68H41ZM226 64H228V62ZM26 65L27 67H29L30 65L33 66V68H31L32 70H30L31 66L27 68ZM44 65L46 66V68L44 67ZM194 65L196 68L198 64L197 65L194 64ZM39 68L45 69V70L40 71L41 74L44 75L43 71L44 72L46 71L45 75L46 76L51 75L50 78L54 79L53 82H51L50 79L48 81L47 79H44L46 82H48L46 84H49L51 82L49 84L51 87L49 85L47 86L45 85V81L43 80V78H46V77H44L43 75L39 73V70H41ZM15 69H17V71H15ZM196 69L194 70L195 72L197 71ZM194 71L192 72V74H194L193 78L196 79V73H194ZM38 74H40V76ZM25 76L29 78V80L32 82H30ZM23 77L25 78V80L23 79ZM190 77L192 78V75ZM21 78L22 80H20ZM39 78H42V79H39ZM85 79H82L81 80L82 82L80 81L77 82V85L75 87V93L77 92L78 89L79 90L82 89V88H79L78 85H81L85 81ZM17 80L24 81L23 82L24 84L28 80L27 81L28 83L26 82L25 84V85L28 84V87L23 85L22 82H21L22 83L21 85L20 81H17ZM34 80L37 82L35 83ZM38 80L39 82L41 80L44 81V84L43 82L39 83ZM89 80L91 83H93L92 82L93 80L92 81L91 79ZM89 80H88V83L91 86V83L89 82ZM96 82H94V84ZM37 83L39 85H37ZM31 85L35 87V90L37 92H34V93L36 95L37 93L39 95V93L41 92L40 96H36L34 94V97H33V94H32V97H30L32 90L34 91V89L29 87ZM258 85H256L257 87H254L253 91L260 93L259 91L262 92L261 89L264 90V85L261 87L260 86L258 87ZM22 86H24L26 89L23 88ZM38 87L41 89L40 91L37 90ZM27 88L31 89V91H29V89L27 90ZM64 88L63 90H67V89L69 90L68 87H66V89ZM255 88H261V89L257 90ZM20 91L24 93L25 95L28 93V91L30 93L26 95L27 97L25 96L22 97V94ZM62 92H66V91H62ZM62 94L64 95L66 93H62ZM75 95H78V96L80 95L78 97L79 99L84 98V97H81L83 95L82 93H76ZM15 97L17 99H21V101L16 100ZM34 98H36L35 100H37L38 98V100L35 101ZM24 99H25V104L26 105L28 104L32 109V110L30 109L31 111L29 110L30 112L27 114L25 113L26 110L24 106L26 107L27 110L30 107H28V105L27 106L22 105ZM30 99H32V101L34 100L33 102H36V103L31 104L32 101H30ZM15 100L17 103H20L18 104L19 105L18 107L13 106L15 104ZM81 104L80 103L78 104V101H76L75 106H78L79 108H83L85 105H87L86 102L84 101H82ZM32 105L34 108L32 107ZM15 106H17V104H15ZM47 107L49 110L51 109L50 112L49 110H47V112L46 110L44 111V109ZM16 108L18 109L22 108L19 111H24L25 115H23L22 112L17 113L15 110H18V109ZM43 111L48 113V115L44 113L46 115V118L44 116L45 119L43 118L44 114H41ZM72 113L75 116V114H77V111L74 110ZM20 114H22V116H25L26 118L28 114H31L30 119H25L23 117L25 122H21L22 123L21 126L23 127L27 125L25 128L19 127L20 125L17 126V122L20 123V120H21L20 118H22L20 117L21 116ZM34 118L36 119L34 120ZM41 118H43L44 121ZM86 119L83 121V126H82V123L80 124V121H78V123H74L75 125L73 124L74 128H73V125L71 124V132L73 133V137H74L73 138L74 140L73 155L74 156L72 158H74L75 160L79 156H85V150H83L84 148L83 146H81L80 140L78 139L80 137V134H79L80 128L83 129V132L86 134V132L84 131V128L86 131L87 129L84 123H86L89 120L88 117ZM26 120L27 121L30 120L34 124L32 123L33 124L32 125L31 122L29 121L30 122V125H29L28 122L26 123ZM23 123H26V124L23 125ZM36 123H38V126H36L37 125ZM27 127L28 129H26ZM59 129L60 128L58 127V130ZM162 146H166V145L164 144ZM56 153H58V157ZM232 175L233 174L231 173L226 174L225 176H223V178L218 180L217 191L219 193L220 199L222 200H229L233 198V196L237 192V189L235 187V182L233 180L234 176ZM225 180L231 181L230 182V187H231L230 195H226V194L224 195L225 190L223 189L222 184ZM73 190H75V192L72 194ZM225 196L227 197L225 198ZM119 203L118 205H120V208H124L125 205L129 207L130 205L127 202H125L126 204L122 205L123 201L122 203L120 204ZM260 217L261 216L257 215L255 221H258L259 219V221L263 223L264 216H262L263 220ZM184 230H185V233L187 231L190 233V234L187 233L189 236L187 234L184 235ZM255 231L256 229L253 232L257 233V231L256 232ZM262 231L264 232V229ZM194 232H195V235H194ZM203 233L205 232H201L202 235ZM215 234H216V231H212L210 234L209 232H206V234L204 235L205 237H207L206 239H208V236H209L210 237L209 241L213 242V238ZM180 235L182 236L181 242H180V239L178 240ZM255 235L256 237L258 235L259 239L256 238ZM159 236L163 239L164 242L168 244V247L171 253H166V250L164 249V247L163 246L161 247V244H159L161 242V238ZM141 240L144 241L143 242L144 245L140 244ZM178 242H179V246H177ZM235 242L236 240L234 239L233 243ZM154 249L156 250L153 253ZM205 249L206 250L210 249V251H205ZM213 255L218 256V257H213Z\"/></svg>", "mask_w": 264, "mask_h": 264}, {"label": "bare ground", "instance_id": "3", "mask_svg": "<svg viewBox=\"0 0 264 264\" xmlns=\"http://www.w3.org/2000/svg\"><path fill=\"white\" fill-rule=\"evenodd\" d=\"M10 1H12V0H10ZM76 1H77V0H76ZM78 1L83 2L82 4H84L85 2L88 3L90 0H78ZM78 1H77V2H78ZM97 1H98V0H96V2H97ZM116 1H118V0H102L101 2H102V6H103L102 8H103V10H102V13H101V14H96V15H97V18L100 17L101 15L103 16L104 14H106V12H107V10H108L107 7H108V8L112 7V6H109L110 4H112V5H117V4H116V3H117ZM192 1H193V0H192ZM198 1H201V0H198ZM198 1H195V0H194L193 2L195 3V2H198ZM13 2H14V1H13ZM176 2H177V1H176ZM181 2H182V4H183V1H181ZM108 3H109V4H108ZM174 3H175V1H174ZM179 3H180V0H179ZM194 3H193V6L195 7V5H198L199 3L202 4V3H203V0H202V3H201V2H198V4H194ZM7 4H9L7 0H2V1L0 0V6H1V8H2L3 6H7ZM176 4L178 5V3H176ZM190 4H191V1H190ZM200 4L198 5L199 7H200ZM9 5H10V4H9ZM148 5H149V4H148ZM179 5H180V4H179ZM183 5H184V4H183ZM11 6H13V3H12V5H10V7H11ZM141 6H142V5H141ZM190 6H191V5H190ZM193 6H192V8H193ZM7 7H8V6H7ZM10 7H9V8H10ZM144 7H145V6H144ZM140 8H141V7H140ZM192 8H190V9L192 10ZM195 8H196V9H195ZM195 8H193V9L196 10V11L194 10V13H196L197 10H198L197 7H195ZM6 9H7V8H6ZM6 9H5V10H6ZM11 10H12V9H11ZM159 10H160V9H159ZM0 11H1V10H0ZM36 11H37V9H36ZM36 11H34V13H33V12H30V13H32V14H30V15H31L32 17L34 16V19H35L34 21L36 22V19H37V18H35V17H36V15H37L38 13H40V14L37 15V16H38V19L41 18V21H43L42 16L39 17V15H41V12H42V14H44V12L41 11V10H40V12H39V11L36 12ZM151 11H152V10H151ZM12 12H13V11H12ZM35 12H36V14H35ZM152 12H153V11H152ZM158 12H161V11H158ZM158 12H157V13H158ZM166 12H167V13H166V15L164 16V18L162 17V16H163V14H162V16L157 17L158 20H159L160 22L164 23V24H167L168 22H169V25H172L171 22L174 24V22L176 21V17H175L172 13H168L169 11H166ZM192 12H193V11H192ZM198 12H200V10H199ZM1 13L4 14L3 11H2ZM2 14H1V15H2ZM7 14H9V13H7ZM7 14H6V15H7ZM33 14H34V15H33ZM159 14H160V13H159ZM169 14H170V15H169ZM197 14H199V13H197ZM1 15H0V16H1ZM25 15H26V14H25ZM44 15H45V14H44ZM44 15H43V17H44ZM157 15H158V14H157ZM192 15L194 16L195 14H192ZM192 15H191V13H190V16H192ZM200 15H201V12H200V14H199L198 16H200ZM22 16H23V15H22ZM26 16H27V15H26ZM26 16H25V17H26ZM28 16H29V15H28ZM118 16H119V14H118ZM193 16H192V17H193ZM196 16H197V15H196ZM196 16H195V18H196ZM1 17H2V16H1ZM3 17H5V16L3 15ZM6 17H7V16H6ZM25 17H24V19H23V18L21 19V22L24 23V22H25L24 20H27V19H26L27 17H26V18H25ZM161 17H162V19H161ZM28 18H29V17H28ZM155 18H156V16H155ZM157 18H156V20H154L155 22L153 21L154 23H153V26H152V27H149L151 24H149V26L146 27V28H148V29L151 28L150 30H147L148 33H149V32H151V33L153 32V33H154L156 30H158L157 28H158L160 25H161V26L163 25V24H161V23H159V22L157 21ZM159 18H160V19H159ZM193 18H194V17H193ZM49 19H50V22H52V24H53V25L50 24V25L53 27L52 30H50V29H48V28L46 27V31L44 32L43 30H44L45 28H43V27L41 26L39 29H37V28L39 27V25H38V26L36 27L37 32H36L35 30H34L35 32H33L34 35H36V36H38V35H42L41 37L44 38V37H46L48 34L45 35V34H41V33H43V32L46 33L47 31H49V32L52 34L54 28H56L57 26H59V25L61 24V22L58 20V19H59L58 16L56 17V16H54V15H50V16H49ZM117 19H118V18H114V20H117ZM196 19H197V18H196ZM196 19H195V20L193 19V21H192L191 19H189V17L186 18V19H184V21H183L182 23H184L185 21H187V22H185V23H188V25L184 24V26L182 25V23H180L181 25L177 23L176 25H180V27L183 28V30H185V32H183L182 29H181L180 27L178 28L177 31L181 30V31H182V33H181L182 36H183V34H184V36H185V34H186V35H187V38L189 37L188 35H191L190 37L192 38L193 34H189V33H192L193 29L196 30V28L192 26V23H194V22L196 23ZM3 20H4V18H3ZM19 20H20V19H19ZM22 20H23V21H22ZM28 20H29L28 22H31V21L33 20V18L28 19ZM136 20H138V19H136ZM136 20H135V22H136ZM34 21H32V22H34ZM37 21L39 22V20H37ZM48 22H49V21H48ZM137 22H139V24L136 23V25H135V23H133V24H132V25H133V29H131L130 31H132V30L134 31L135 27H136V26L138 27V26L140 25L141 20H140V21L138 20ZM189 22H191V26L193 27V29L191 30V32H190V28H191V27H190V28L188 27L189 30L187 29V26H189ZM1 23H2V21H1ZM26 23H27V21H26ZM26 23L23 24V27H25V26L28 25V24L26 25ZM39 23L41 24V22H39ZM73 23H74V21H73V19H72V20L70 21V23H69V24H70V28H69V35H68V36H70V34H72V35L75 34V36H76V35L79 33L78 30L74 28ZM158 23H159L160 25L157 27ZM21 24H22V23H21ZM30 24H31V25H28V26H29L30 28H32L31 26H32L34 23H30ZM36 24H37V23H36ZM36 24H35V25H36ZM42 24H43V22H42ZM48 24H49V23H48ZM69 24H68V25H69ZM137 24H138V25H137ZM196 24H197V23H196ZM142 25H143V24H142ZM1 26L4 27L3 24H1ZM134 26H135V27H134ZM196 26H197V25H196ZM33 27H34V25H33ZM137 27H136V28H137ZM162 27H163V26H162ZM26 28H27V27H26ZM26 28H25V29H26ZM49 28H50V27H49ZM155 28H156V30H155ZM28 29H29V28H28ZM47 29H48V30H47ZM186 29L188 30V32L186 31ZM26 30H27V29H26ZM26 30H25V32H27ZM175 30H176V29H175ZM28 31H29V30H28ZM41 31H43V32H41ZM51 31H52V32H51ZM133 31H132V32H133ZM136 31H138L137 33H139V30H135L134 32H136ZM145 31H146V30H145ZM147 31H146V34H147ZM158 31L160 32V29H159ZM158 31H156L155 33H158V34H159ZM177 31H176V32H177ZM17 32H18V31H17ZM17 32H16V33H17ZM19 32L21 33L22 31H19ZM23 32H24V30H23ZM25 32H24V33H25ZM49 32H48V33H49ZM70 32H71V33H70ZM90 32H91V31H90ZM90 32H85V37L87 36V38H88L89 36H91V33H92V32H91V33H90ZM194 32H195V31H194ZM207 32H210V30H208ZM27 33H28V32H27ZM27 33H25V34H27ZM37 33H38V34H37ZM129 33H130V32H129ZM129 33H128V35H129L130 38H132V39H134L133 37H135V36L137 35V34H135V36L132 37ZM151 33L147 35V38L150 39L149 41H151L152 43H153L152 40H154V42L157 43V41H158V38H157V37L160 36V35L156 34L157 37H155V36L152 35ZM177 33H178V32H177ZM210 33H211V32H210ZM210 33H208V34L203 33V34H201V36H199V37L196 39L197 47H196L195 50H196L197 53H196V52H194V53H195L197 56H195V60H197L198 57H201V59L198 58V59H199V60H197L198 63H194V64H196V65L199 64V65L201 66V64H202V65L205 64V63L208 64L207 60H209V58L211 57V54H210V53H212V52H210V51H213V50H214V48H213L214 45H213V47L210 46V44H211L210 42H211V41H209V40H210L209 38H212L211 36L213 35V33H212V34H210ZM252 33H254V32H251L250 34H252ZM22 34H23V33H22ZM29 34H31V31H30ZM51 34H50V35H51ZM133 34H134V33H133ZM133 34H132V35H133ZM181 34H180V35H181ZM19 35H20V34H18V37H19V38L22 37V36H19ZM52 35H54V36L52 37L53 40H52L50 37H47L46 40H48L49 42H50V41L52 42V41H55V40H56V37L58 38V36H57L56 33H55V34H52ZM72 35H71L70 37H72ZM95 35H96V34H95ZM128 35H127V36H128ZM144 35H145V34H144ZM151 35H152V36H151ZM207 35H208V36H207ZM254 35H255V34H254ZM26 36H27V35H26ZM26 36H24L25 38H23V37H22V38H23V39H26V38H27ZM48 36H49V35H48ZM66 36H67V35H66ZM75 36H74L73 38H75ZM129 36H128V38H129ZM139 36H140V34H139ZM145 36H146V35H145ZM149 36H151L152 38H150ZM182 36H181V38H182ZM195 36H196V35H195ZM197 36H198V35H197ZM250 36H253V35H250ZM41 37L39 36L38 38H41ZM64 37H65V36H63V40H64V39L67 40V38H64ZM82 37H83V36H82ZM91 37H92V36H91ZM93 37H94V36H93ZM93 37H92V38H93ZM98 37H99V36H97V38H95V39H96L98 42H99V41H100V42L98 43V42L95 40L96 42H95V41H94V42H95L96 44H94V42H93V44L95 45V46H94V45H93V46H94V49H96V51L98 50L99 52H97V53L95 54L96 51L94 50V51H95V52H94L93 50H91V51L94 52L96 58L94 59V58L92 57L93 53H92L91 51H89V52L87 51V52L89 53V55H91L90 57H92V59H94L93 61H95V62H96V61H99V62H100V59H102V58H100V57H102L103 55L105 56V54L108 53V52H106L104 49L101 50L100 48H105L104 45H106V44H104V43H110V42H111V41H110V42L106 41V39H107L106 37H105L102 41H101V40H98ZM137 37H138V36H137ZM185 37H186V36H185ZM255 37H256V36H255ZM257 37L259 38V36H257ZM34 38H35V36H34ZM38 38H37V39H38ZM42 38H41V39H42ZM68 38H69V37H68ZM73 38H70V39L72 40ZM87 38H85V39H87ZM130 38H129V39H130ZM140 38H141V37H139L138 40H140ZM156 38H157V40H155ZM183 38H184V37H183ZM183 38H182V39H183ZM258 38H255V39L257 40ZM41 39H40V40H41ZM44 39H45V38H44ZM75 39H76V38H75ZM85 39H84V40H85ZM101 39H102V38H101ZM171 39H173V41L170 42V44H171L170 46L173 47L174 45H176V44H174V39H177V38H176V34H174L173 37H172ZM171 39H170V40H171ZM260 39H261V37H260L258 40H260ZM9 40H10V39H9ZM14 40H15V39H14ZM63 40L60 41L59 38H58V41H60V43H61ZM66 40H65V41H66ZM68 40H69V39H68ZM89 40H90V39H89ZM89 40H88V42H89ZM230 40H231V39H230ZM256 40H255V43H257ZM258 40H257V41H258ZM41 41H42V40H41ZM48 41H47L46 43H49ZM65 41H64V43L62 42L61 45H64V44H65ZM69 41H70V40H69ZM90 41H91V40H90ZM104 41H106V42H104ZM134 41H135V40H134ZM145 41H146V37H145ZM145 41L142 42V43H144L143 45L149 43V42H146V43H145ZM147 41H148V40H147ZM177 41H178V40H177ZM185 41H186V40H185ZM232 41H233V38H232ZM260 41H261V40H260ZM5 42H6V41H5ZM10 42H11V40H10ZM10 42H9V43H10ZM81 42H82V40H81ZM103 42H104V43H103ZM139 42H140V41H139ZM151 42H150V43H151ZM180 42H183V41H180ZM180 42H179V43H180ZM228 42H229V41H228ZM234 42H235V41H233V43H232V44H233V47L235 46V47L237 48L239 45H234ZM237 42H238V40H237ZM7 43H8V41H7ZM12 43H13V40H12L11 44H12ZM14 43H15V42H14ZM16 43H17V44L12 45V46H16V45H17V46L19 47V45H18V41H17ZM44 43H45V40H44ZM44 43H43V44H44ZM46 43H45V44H46ZM90 43H91V42H90ZM97 43H98V44H97ZM230 43H231V41H230ZM230 43H229V45L231 46L232 44H230ZM55 44H56V43H55ZM57 44H58V42H57ZM67 44H68V42H67L66 45H65V47L68 46V47H66V48H63V46H61V45L59 44V45L63 48V50L61 49V51L64 52V50H65L68 54H71V53H70V50H71V47H72L73 45H72V43H71V44L69 43L71 46H70V45H67ZM81 44H82V43H80V46H81ZM86 44H87V43H85V45H86ZM139 44H140V43H139ZM182 44H184V43L179 44V45H181V46H179L178 49H183V48H184V46H182ZM227 44H228V43H226L225 45H227ZM235 44H236V42H235ZM238 44H239V43H238ZM85 45H84V46H85ZM91 45H92V44H91ZM225 45L223 46V50H221L222 52H223V51H225V52L221 54V53H220L221 51H220V52H219V55L222 57V58H221V57H220V58L223 59V60L226 61V62L223 63V62H222L223 60L221 61L220 58H218V59L220 60V63L222 62V64L219 63V60H218V59H217L218 62H216V60H215V62H214V59L216 58V57L214 56L215 58L212 57L213 60L211 59V60H212V65H213V63H215V64L218 63L217 66H218L219 64L222 66V65L226 64L227 62H228V64L231 63L230 60H229V57H228V56L230 55V54H229L230 49L233 50V48H232V47L230 48V46H229V48H230V49H229V48H228V45H227V46H225ZM250 45H251V44L248 45L250 48H251V47H255V46H250ZM7 46H8V48H10V49H11V47H12L10 44H8ZM9 46H10V47H9ZM35 46H36V50H37L38 46H40V43H39V44H36ZM48 46H50V45H48ZM74 46H75V48H76V45H75V44H74ZM80 46H77V48H79ZM84 46H82L81 49L84 50L85 47H87L88 45H86L85 47H84ZM101 46H103V47H101ZM107 46H109V45H107ZM107 46H106V48H107ZM110 46H112V45H110ZM110 46H109V47H110ZM116 46H117V45H116ZM135 46L138 47L139 45L136 44ZM140 46H142V45H140ZM145 46H146V45H145ZM61 47H60V48H61ZM83 47H84V48H83ZM90 47H91V46H90ZM95 47H96V48H95ZM99 47H100V48H99ZM177 47H178V45H177ZM225 47H227L226 49H229V50H227L228 52H226V50H224ZM14 48H15V47H14ZM20 48H21V47H20ZM44 48H46V47H44ZM60 48H59V49H60ZM75 48H74V50H75ZM91 48H93V47H91ZM194 48H195V47H194ZM194 48H193V49H194ZM218 48H219V47H218ZM246 48H247V51H248V50H249L248 47H246ZM17 49H18V48H17ZM108 49H110V48H108ZM138 49H141V48L138 47ZM143 49H144V47H143ZM145 49H146V47H145ZM220 49H221V48H220ZM32 50H35V48H32ZM40 50H41V49H40ZM78 50H79V49H78ZM85 50H86V49H85ZM133 50H134V48H133ZM133 50H132V52H133ZM135 50H136V51H140V50H137L136 48H135ZM135 50H134V52L132 53V55H131V53L126 52L128 56L131 55L130 57L125 56V57H128L129 60H128L127 58L124 59V57H123L124 62H125V60L130 61L131 63L129 62V64H131L132 67H133L134 62H135L136 60H137L138 62H140V61H141V62H143V61L145 62V58H147L146 55H144V57H143V52H144V51H141V53L137 52V53H138V54H137ZM141 50H142V49H141ZM197 50H198V51H197ZM250 50H252V49H250ZM250 50L248 51V54H250V56H251V54L253 53V51H254L255 56H257V54H256L257 51L255 52V50L253 49V50L251 51V52H252V53H251ZM7 51H9V50H7ZM15 51H16V50H15ZM38 51H39V50H38ZM43 51H45V49H43ZM43 51H42V53H45V52H43ZM61 51H59V52L61 53ZM79 51H80V50H79ZM79 51H78V53H79ZM102 51H103V52L105 51V54H103V53H102V54H99V53L102 52ZM192 51H194V50H192ZM247 51H246V52H247ZM18 52H19V50H18ZM33 52L35 53V52H37V51H32V56H33ZM53 52H54V51H53ZM66 52H64V53L66 54ZM71 52H74L73 49H72ZM209 52H210V53H209ZM249 52H250V53H249ZM7 53H8V52H7ZM56 53H57V51H56ZM64 53H62V54H64ZM74 53H75V52H74ZM78 53H75V54L78 55ZM90 53H92V54H90ZM126 53H125V55H126ZM128 53H129L130 55H129ZM134 53H135V54H134ZM191 53H192V52H191ZM194 53H192V54H194ZM200 53L203 54V57H202L201 55H199ZM9 54H10V53H9ZM11 54H12V53H11ZM30 54H31V53H30ZM38 54H40V53H38ZM65 54H64V55H65ZM81 54H82V50H81L80 55H81ZM98 54H99L100 56H99ZM192 54H191V55H192ZM223 54H224V56L227 55V57L225 56V57H226V58H225L224 56H222ZM228 54H229V55H228ZM231 54H232V51H231ZM246 54H247V53H246ZM248 54H247V56L249 57ZM254 54L252 55L253 58H255V57H254ZM258 54H259V53H258ZM0 55H1V54H0ZM27 55L29 56V54H27ZM27 55H26V56H27ZM42 55L44 56V54H42ZM53 55H54L55 60L53 59V60H54V61H53V60L50 58V55H49L48 58L51 59V60L49 61L50 63L48 62V63H49V64H48L49 66L46 65L47 63H45V65H46L48 68H50V67L52 68V65H54V64H52V65L50 66L51 62L54 63V62L56 61V59H58V58H56V56H55L56 54H55V53H53ZM101 55H102V56H101ZM110 55H112V54H110ZM110 55H109V56H110ZM191 55H190V56H191ZM30 56H31V55H30ZM39 56H41V55H39ZM57 56H58V54H57ZM59 56H60V55H59ZM59 56H58V57H59ZM78 56H79V55H78ZM78 56H75V57H78ZM81 56H82V55H81ZM86 56H87V55H86ZM86 56H85V59H84V60H86ZM95 56H94V57H95ZM104 56H103V59L105 60V59H106V58H105L106 56H105V57H104ZM107 56H108V54H107ZM192 56H194V55H192ZM192 56H191L190 58L193 60ZM4 57H5V56H4ZM4 57H2L3 60L6 59V58L4 59ZM41 57H42V56H41ZM51 57H52V54H51ZM71 57H72V56H70V58H71ZM75 57H74V58H75ZM218 57H219V56H218ZM37 58H38V57H37ZM46 58H47V57H46ZM52 58H53V57H52ZM68 58H69V57H68ZM99 58H100V59H99ZM110 58H111V57H110ZM119 58H120V57H119ZM188 58H189V57H188ZM253 58H250V57H249V60L251 59L252 61H254L257 57H256L255 59H253ZM23 59H25V57H23ZM26 59H27V58H26ZM32 59H34V58H32ZM79 59H82V58H79ZM79 59H78V60H79ZM88 59H91V58H88V56H87V61H88V62H86V64H84V65L81 64V66H83V67H82L83 69L80 68L79 71H78V74H77L76 71H77L78 69L76 68L77 70H76L74 73L77 74L76 76H77V79H78V80L81 81L82 79H85V78L88 79V78H89V79H91V81L93 80L92 82H93V84H94V82H96L97 80H96V79H93V76H94V75H92V74H93L94 72H92L91 70H93L92 67H95V65L98 66V63H96V64L94 65V62H92V61L89 62ZM103 59H102V60H103ZM108 59H109V58H108ZM111 59H112V58H111ZM225 59H227V60H225ZM244 59H245V58H244ZM246 59H247V58H246ZM48 60H49V59H48ZM48 60H47V61H48ZM64 60H65V59H64ZM69 60L71 61L72 59H69ZM84 60H83V61H84ZM102 60H101V61H102ZM159 60H160V59H159ZM195 60H193V62H196ZM242 60H243V59H242ZM257 60H259V58H257ZM262 60H263V59H262ZM23 61H26V60H23ZM27 61H28V60H27ZM34 61H35V60H34ZM74 61H76V60H74ZM80 61H81V60H80ZM127 61H126V62H127ZM209 61H210V60H209ZM244 61H245V60H244ZM246 61H247V62H246ZM246 61H245L246 64L243 66L244 68H245V66H247V63L250 62V61H248V60H246ZM263 61H264V60H263ZM44 62H45V61H44ZM64 62H66V61H64ZM76 62H77V61H76ZM76 62H74V63H76ZM81 62H82V61H81ZM120 62H121V61H120ZM122 62H123V60H122ZM132 62H133V65H132ZM138 62H135V63H137V64L133 67V69H135L137 66H139ZM146 62H147V61H146ZM159 62H160V61H158V60L156 61V60H155L154 63H152V64H154V65L151 64V65H152V69H153V67L156 68L155 63L158 64ZM193 62H192V61L190 62V60H189V62L187 61V63H189V64H187V66H188V65H189V66L192 65L193 68H194L195 65L193 64ZM242 62H243V61H242ZM261 62H262V61H261ZM2 63H5V64H6V65L4 64V66H5L6 68L9 66V64H8V63H9V62H8V59H6V61H5V62H2ZM22 63H23V62H22ZM55 63H56V62H55ZM68 63H69L68 65L71 66V62H68ZM72 63H73V61H72ZM77 63H79V62H77ZM84 63H85V61H84ZM161 63H162V62H161ZM200 63H201V64H200ZM252 63H253V62H252ZM252 63H249V64H252ZM10 64H11V63H10ZM66 64H67V63H66ZM66 64L63 63L62 66H63V65H66ZM126 64L128 65V62H127ZM147 64H148V63H147ZM207 64H206V66H207ZM215 64H214V67H215ZM249 64H248V65H249ZM262 64H264V63H262ZM0 65H1V64H0ZM12 65H13V64H12ZM12 65H10L9 68H11ZM45 65H44V67L46 68ZM76 65H77V64H76ZM76 65H75V66H76ZM92 65H93V66H92ZM119 65H120V64H119ZM209 65H210V64H209ZM220 65H219V66H220ZM226 65H227V64H226ZM226 65H225V66H226ZM2 66H3V65H2ZM4 66H3V67H4ZM24 66H25V65H24ZM30 66H31V65H30ZM30 66H29V67H30ZM72 66H73V64H72ZM75 66H74V67H75ZM81 66H79V67H81ZM84 66H85V67H84ZM91 66H92V67H91ZM117 66H118V65H117ZM128 66H129V68L131 67L130 65H128ZM128 66H127V67H128ZM141 66H143V63H142ZM185 66H186V65H185ZM185 66H184V63H183V67H185ZM189 66L185 68V69H186L185 71H184V69H181L180 67L177 68V69H179V70H180V69L183 70V71L180 70L181 72L178 70L181 74H178L179 72H177V70H176V71L174 70V73L176 72V75H178V77L181 75V76L179 77V79L181 78L180 80H181L182 82H184V83H183L184 85L180 82V83H181L180 86L183 85L184 88L186 87V85H187V88H189L188 86H190L191 81L189 82V84H185V83H187V81H189V80H186V79H190V78H191V77H190L191 75H192L191 80H194V82L197 81L199 78H200V79L202 78V76L199 77V76H200V75H199V76H198L199 78H198L197 80H195V78H193V75H194V74L191 73V72H193L194 70L191 69L192 66H191V68H189ZM200 66L197 65L196 68H199ZM206 66H205V67H206ZM210 66H211V65H210ZM230 66H231V64H230ZM0 67H1V66H0ZM3 67H1L2 69H1V68H0V69L3 70ZM5 67H4V69H5ZM12 67H13V66H12ZM26 67H27V65H26ZM29 67H27V68H29ZM42 67H43V66H42V64H41V68H42ZM65 67H67V66H65ZM99 67H100V69H102V71H103V69H105L104 66H101L100 64H99ZM101 67H103V68H101ZM118 67H119V66H118ZM118 67H116L117 71L119 70ZM125 67H126V66H125ZM183 67H182V68H183ZM202 67H203V66H202ZM202 67H201V68H202ZM205 67H204V68H205ZM247 67H250V65L247 66ZM13 68H15V66H14ZM13 68H11V69H13ZM31 68H33V66L30 67V70H32ZM41 68H39V69H41ZM48 68H47V69H48ZM61 68H62V67H61V65H60V69H61ZM69 68H70V67H69ZM91 68H92V69H91ZM95 68H96V67H95ZM129 68H126V71H127ZM166 68H167V67H166ZM187 68H189V70H187ZM196 68H195V69H196ZM250 68H251V67H250ZM7 69H8V68H7ZM34 69H35V68H34ZM39 69H37V70H39ZM64 69H66V68H64ZM64 69H62L63 71L61 70L62 73H64ZM100 69H99V70H100ZM120 69H121V68H120ZM137 69H138V68H137ZM205 69L208 70V68H205ZM205 69H203L202 71L205 72ZM248 69H249V68H246V69H244V70L246 71V70H248ZM8 70H10V69H8ZM42 70H45V69L43 68V69L39 70V73H40V74H41L40 71H42ZM58 70H59V68L56 70V72H54L55 70L53 71V72H54V76H55V75L57 76L58 74H61V75H62V73H61L60 71H59V73L57 72ZM67 70H68V67H67V69L65 70V72H66ZM110 70H111V69H110ZM114 70H115V69H114ZM149 70H151V68H150ZM149 70H148V73L150 72ZM190 70H193V71H190ZM198 70H199V69H198ZM198 70H197V72L199 73ZM200 70H201V69H200ZM210 70L213 72V70H216V69L212 68V69H210ZM5 71H6V69L4 70V72H5ZM11 71H12V70H10V72H11ZM15 71H17V69H15ZM18 71H19V70H18ZM20 71H21V70H20ZM100 71H101V70H100ZM102 71H101V73H102ZM108 71H109V70H108ZM115 71H116V70H115ZM119 71H120V70H119ZM119 71H118V73H119ZM130 71H132L131 68H130ZM130 71L128 70V72H130ZM133 71H134V70H133ZM133 71H132V73L134 74L135 72H133ZM1 72H2V71H1ZM1 72H0V73H1ZM12 72H13V73H12ZM12 72H11V74H14V69H13ZM22 72H23V71H22ZM103 72H104V71H103ZM106 72H107V71H106ZM109 72H110V76H111V74H112L113 72H112V73H111V71H109ZM122 72L127 73V72L124 71V68H123ZM151 72H153V71H151ZM172 72H173V71H172ZM197 72L194 71V73H197ZM206 72H207V71H206ZM206 72H205V73H206ZM208 72L210 73V75L212 74L210 71H208ZM2 73H3V72H2ZM5 73H6V72H5ZM43 73H44V75H43V74H41V75H43L44 77H46V78H43V80H44V79H47V81H48V80L50 79V81L53 82L54 79L50 78L51 75H50V76L47 75V76H48V78H47V76L45 75L46 71H45V72L43 71ZM56 73H58V74H56ZM118 73H116V74H118ZM148 73H147V74H148ZM11 74H9V76H10ZM15 74H17V72H15ZM15 74H14L13 76L11 75V77L14 78V77L16 76V78H17V77L19 76L20 72H19V74H17L18 76L15 75ZM40 74H38V75L40 76ZM47 74H48V73H47ZM88 74H89V75H88ZM108 74H109V73H108ZM114 74H115V72H114ZM114 74H113V75H114ZM116 74H115V78L117 77ZM127 74H129V73H127ZM127 74H125V76H126ZM150 74H151V73H150ZM150 74H148V75H150ZM202 74H203V73H202ZM215 74L217 75L216 71H215V73H214L213 75H215ZM221 74H222V73H221ZM221 74H220V76H221V78L223 77V79L218 78L219 80H221V81H219V82H221V83H222V82H226V81L224 80V79H225V75H224V73H223V75H221ZM248 74H250L249 71H248ZM0 75H1V74H0ZM2 75H3V76H2ZM2 75H1V76H2L3 78H4V76L6 77V75L8 76V72H7V74H5V75L2 74ZM24 75H25V74H24ZM95 75H96V74H95ZM106 75H107V74H106ZM113 75H112V76H113ZM119 75H120V74H118V76H119ZM121 75L123 76V73H122ZM131 75H132V74H130V76H131ZM148 75H146V76L149 77ZM164 75H165V73H164ZM174 75H175V74H174ZM210 75H208V78H207V79L210 78V77H209ZM216 75H215V76H216ZM226 75H227V74H226ZM262 75H263V74L260 73V76H262ZM9 76H8V77H9ZM39 76H38V77H39ZM58 76H60V75H58ZM97 76H98V75H97ZM97 76H96V77H97ZM99 76H100V75H99ZM102 76H103V75H102ZM108 76H109V75H108ZM108 76H106V77H108ZM110 76H109L108 79H104V77H103V82H104V84H107L108 81H106V80H109V79L112 77V76H111V77H110ZM128 76H129V75H128ZM130 76H129V77H130ZM134 76H135V74H134ZM134 76H132V77H134ZM162 76H163V75H162ZM228 76H229V75H228ZM243 76H244V75H243ZM245 76H246V78H247V76H249V75H247V72H246V75H245ZM260 76H259V77H260ZM8 77H6V78H7L8 81H9L10 78H8ZM21 77H22V76H21ZM25 77H26V76H25ZM29 77H30V76H29ZM31 77H32V76H31ZM113 77H114V76H113ZM163 77H166V76H163ZM194 77H195V76H194ZM239 77H240V76H239ZM3 78H2V79H3ZM6 78H5V79H6ZM12 78H11V80H12ZM16 78H15V81H16ZM19 78H20V76H19ZM26 78H27V77H26ZM32 78H33V77H32ZM58 78H60V77H58ZM74 78H75V77H74ZM97 78H98V77H97ZM127 78H128V77H127ZM175 78H176V76H175ZM196 78H197V74H196ZM226 78H227V79H230V77L228 78L227 76H226ZM241 78H242L244 81H245V79H246L245 77H244V78H245V79H244L242 76H241ZM248 78L250 79V78H251V75H250V77H248ZM248 78H247V79H248ZM254 78H255V77H254ZM260 78H261V77H260ZM23 79L25 80L24 77H23ZM27 79L29 80V78H27ZM30 79H31V78H30ZM37 79H38V78H37ZM37 79H36V80H37ZM39 79H42V78H39ZM87 79H85L84 83L87 82V84L89 85V83H88V80H89V79H88V80H87ZM111 79H112V78H111ZM125 79H126V78H125ZM125 79H124V80H125ZM133 79H134V78H133ZM155 79H156V76H155ZM170 79H171V78H170ZM170 79H169V80H170ZM184 79L186 80V82H185ZM227 79H226V80H227ZM242 79H241V80H242ZM255 79H256V78H255ZM257 79H258V78H257ZM0 80H1V79H0ZM20 80H22V78H21ZM20 80H17V81H20ZM28 80H27V81H28ZM75 80H76V79H75ZM94 80H95V81H94ZM104 80H105L106 82H105ZM127 80H128V79H127ZM134 80H136V79H134ZM166 80H167V79H166ZM172 80H173V77H172ZM172 80H171V81H172ZM174 80H175V79H174ZM180 80H179V81H180ZM183 80H184V81H183ZM202 80H203V79H202ZM205 80H206V79H205ZM223 80H224V81H223ZM231 80H232V79H231ZM231 80H229V81H231ZM260 80H261V79H260ZM260 80L258 79L257 82H256V80H255V82H254V80L252 79L251 81H253L254 84L251 83V85L254 86V87H257L256 85L259 84L258 82H260ZM263 80H264V76H263V79H262V85H261V86L264 85V84H263V83H264ZM15 81L13 80V81H11V82H15ZM27 81H26V82H27ZM29 81H30V80H29ZM34 81H35V80H34ZM44 81H45V80H44ZM44 81L41 80V81L39 82V80H38L39 83L43 82V84H44ZM76 81H77V80H76ZM99 81H100V80H99ZM171 81H170V83H168V84H171V83H172ZM175 81L177 82V81H178V78H177V80H175ZM179 81H178L177 83H179ZM235 81H237V80H235ZM235 81L233 82V80H232L233 83H235ZM239 81H240V79H239ZM244 81H241V83H237L238 88H239V85H240V84H244V83H243ZM246 81H247V80H246ZM246 81H245V82H246ZM248 81H249V80H248ZM0 82L3 83L4 81L1 80ZM5 82H6V80H5ZM9 82H10V81H9ZM9 82H7V83H9ZM11 82H10V83H11ZM21 82L23 83L24 81H20V83H21ZM26 82H25V84H26ZM30 82H32V81H30ZM30 82H29V83H30ZM36 82H37V81H35V83H36ZM51 82H50V83H51ZM73 82L77 84V82H75V81H73ZM81 82H82V81H81ZM89 82H90V80H89ZM103 82H101V83H103ZM109 82H110V81H109ZM129 82H130V81H129ZM134 82H135V81H134ZM176 82H175V84H176ZM205 82H207V80H206ZM227 82H228V81H227ZM232 82H230V83H232ZM22 83H21V85H22ZM27 83H28V82H27ZM46 83H48V82L45 81V85H46V86L50 84V83H49V84H46ZM74 83H73V84H74ZM90 83H91V82H90ZM112 83H113V82H112ZM135 83H136V82H135ZM155 83H157V81H156ZM16 84H17V82H16ZM25 84L23 83V85H25ZM31 84H32V83H31ZM43 84H42V85H43ZM85 84H86V83H85ZM93 84L91 83V86H90V87H92ZM99 84H100V83H99ZM104 84H100L99 87H100V86H104ZM110 84H111V83H110ZM133 84H134V83H133ZM137 84H138V83H137ZM137 84H136V85H137ZM158 84H159V83H158ZM173 84H174V81H173ZM175 84H174V86H177V88H179L178 84H176V85H175ZM192 84H193V83H192ZM222 84H223L222 86L224 87V84H225V83H222ZM226 84H227V83H226ZM246 84H247V83H246ZM249 84H250V83H249ZM13 85H14V84H13ZM21 85H20V87H21ZM37 85H39V84L37 83ZM37 85H36V86H37ZM40 85H41V84H40ZM51 85H53V84H51ZM54 85H55V84H54ZM97 85H98V84H97ZM131 85H132V84H131ZM147 85H148V84H147ZM193 85H194V84H193ZM220 85H221V84H220ZM234 85H235V84H234ZM234 85H233V86L230 85V87L236 88L237 86L235 85L236 87H234ZM15 86H16V85H15ZM25 86L28 87V84L25 85ZM49 86H50V85H49ZM71 86H72V85H71ZM75 86H76V85H75ZM75 86H74V87H75ZM132 86H133V85H132ZM132 86H131V87H132ZM134 86H135V85H134ZM134 86H133V87H134ZM157 86H158V85H157ZM174 86H173V88H174ZM225 86H226V85H225ZM252 86H251V88H252ZM259 86H260V84L258 85V87H259ZM261 86H260V87H261ZM20 87H19V88H20ZM22 87L25 88L24 86H22ZM29 87H31L32 89H34V91L32 90V92H31V94H30V97H32V94H33V97H34V94H35L34 92H37V91L35 90V87H33L32 85L29 86ZM39 87H40V86H39ZM39 87H38V89H37V88H36V89L40 91L41 89H40ZM50 87H51V86H50ZM64 87H65L64 89H66V86H64ZM67 87H68L69 90H70V87H69V86H67ZM74 87H73V88H74ZM112 87L114 88L115 85L112 86ZM112 87H111V88H112ZM129 87H130V85H129ZM147 87H153V86L150 85V86H147ZM168 87H170V85H168V86L166 85V86H165L166 89H167ZM183 87H181L178 91L182 90ZM190 87H191V86H190ZM226 87L228 88V86H226ZM246 87L248 88L249 85H248V86L246 85ZM246 87H245V88H246ZM254 87H253V89H254ZM19 88H18V89H19ZM103 88H104V87H103ZM103 88H100V89H103ZM171 88H172V85H171ZM177 88L175 87L173 90L176 92ZM187 88H185V89H187ZM233 88H232V90L235 91L236 89L234 90ZM245 88H244V90H245ZM21 89H22V88H21ZM25 89H26V88H25ZM25 89H24V90H25ZM28 89H29V88H27V90H28ZM97 89H98V88H97ZM100 89H99V90H100ZM142 89H143V88H142ZM144 89H148V88H144ZM144 89H143V90H144ZM152 89H153V88H150V89H149V90H150L149 92H151ZM168 89H170V88H168ZM229 89H230V88H229ZM255 89L259 90V89H261V88H255ZM61 90H62V89H61ZM67 90H68V89H67ZM67 90H62V91H67ZM154 90H155V89H154ZM162 90H163V88H162ZM171 90H172V89H171ZM189 90H190V88H189ZM241 90H242V88H241ZM261 90H262V89H261ZM18 91H19V90H18ZM21 91H22V90H21ZM21 91H20V92H21ZM25 91H26V90H25ZM29 91H31V89H29ZM29 91H28V93H30ZM78 91H81V90L78 89L76 93H82V91H81V92H78ZM94 91H95V90H94ZM147 91H148V90H147ZM174 91H173V92L171 91V92L174 93ZM183 91H184V89H183ZM226 91H227V89H226ZM236 91H237V90H236ZM236 91H235V92H236ZM239 91H240V89H238V93H237V92H236V93L234 92V93L237 94V95L239 94L240 97L238 96V98H239L238 100L241 101V99H243V95H245L246 93L243 94L242 92H244V91L242 90L240 93H242L243 95L241 96V94L239 93ZM247 91H248L247 94H249V95H247V94H246V95L250 97V93L252 94V92H251V90H250V91L247 90ZM247 91H246V92H247ZM22 92H23V91H22ZM22 92H21L22 97H23V96L27 97L26 95H28V93L25 95V94L22 93ZM26 92H27V91H26ZM67 92H68V91H67ZM73 92H74V94H76L75 91H73ZM73 92H71V94H73ZM100 92H101V94H102V91H99V93H100ZM125 92H126V91H125ZM142 92H143V91H142ZM149 92H148V93H149ZM152 92H153V90H152ZM152 92H151V93H152ZM164 92H166V91H164ZM164 92H163V93H164ZM167 92H169V90H167ZM224 92H225V91H224ZM229 92H232L231 89H230ZM229 92H228V93H229ZM259 92L262 93L263 91H262V92L259 91ZM18 93H19V92H18ZM40 93H41V92H40ZM40 93H39V95H38V93H37V95H36V94H35V95H36V96H40ZM62 93H66V92H62ZM94 93H95V92H94ZM94 93H93V94H94ZM96 93H97V92H96ZM148 93H146V90H145V94L148 95ZM232 93H233V92H232ZM234 93H233V94H234ZM255 93H256V92H255ZM255 93H253V95H254ZM19 94H20V93H19ZM23 94H24V95H23ZM68 94H69V92H68ZM82 94H84V92H83ZM86 94H87V93H86ZM97 94H98V93H97ZM164 94H165V93H164ZM226 94H227V92H226ZM229 94H231V93H229ZM229 94H227L226 96H228ZM233 94H232V95H233ZM257 94H258V93H257ZM56 95H57V94H56ZM59 95L62 97L61 94H59ZM59 95H58V97H59V99L62 100V102H61V100H59L57 97H56V98H57L56 100L59 101V102H61L60 104H62L63 102L65 103V101H66V100L64 101L65 98H66L68 101H70V99H69V98H70V96H69L70 94L68 95L69 98H68L67 96L65 97L64 95H66V94H64V95H63V96H64V97H63L64 99H63V98H60ZM87 95H88V94H87ZM102 95H103V94H102ZM142 95H143V94H142ZM142 95H140V96H142ZM162 95H163V94H162ZM221 95H222V94H221ZM224 95H225V94H224ZM246 95H245V97L247 98ZM253 95H252V96H253ZM255 95H256V94H255ZM263 95H264V94H263ZM20 96H21V95H20ZM43 96H44V95H43ZM71 96L73 97L74 95H71ZM76 96L79 97L80 95H79V96L76 95ZM84 96H86V95L84 94ZM84 96L82 95V97H84ZM95 96H96V95H95ZM98 96H100V95L98 94ZM98 96H97V98H100V97H101V96H100V97H98ZM107 96H108V95H107ZM164 96H165V99H166L167 96H166V95H164ZM164 96L161 97V95H160V98H163V99H164ZM168 96H171V95L168 94ZM226 96L224 97V98H227V99H225V103H229V105H230V101H229V102L226 101V100H228V97H226ZM252 96H251V97H252ZM44 97H45V96H44ZM51 97H52V96H51ZM77 97H76V99H77ZM87 97H88V96H87ZM87 97H84V98L87 99ZM105 97H106V95H104L103 97H101L103 100H102V99H101V100L99 99V100L101 101V103H98V102H100L98 99H97L98 102L93 101V102H94L93 105H95V103H97L99 106H97V105H95V106H97V107L99 108L100 106H102V103H104V106H105V105H108V107H111L112 104H110L111 106H109V104H108V103H110V102H108L107 104H105V103L108 101V98H106L107 100H105V102H104ZM233 97H234V101H235L236 96L233 95ZM241 97H242V98H241ZM253 97H254V96H253ZM15 98H16V97H15ZM84 98H82V100H83L84 102H87L86 104H88V102H90V101H85ZM142 98H143V97H142ZM142 98H140V99H142ZM220 98H223V95H222V97H220ZM231 98H232V96H231ZM263 98H264V97H263ZM22 99H23V98H22ZM35 99H36V98H34V100H35ZM53 99H54V98H53ZM72 99H73V98H72ZM124 99H125V97H124ZM165 99H164V100H165ZM11 100H12V99H11ZM16 100H20V101H21V99H17V98H16ZM16 100H15V104H17V106H15V104L13 103V104H14V105H13L14 107H18V106H19L18 104H20V103H17ZM34 100H33V101H34ZM37 100H38V98H37ZM37 100H35V101H37ZM54 100H55V99H54ZM54 100H51V99H50L49 101L53 102ZM73 100H75V96H74V99H73ZM82 100H80V99L78 98V100H75V101H78V104H79V103L81 104V103H82ZM89 100H90V99H89ZM97 100H96V101H97ZM133 100H134V99H133ZM133 100H132V101H133ZM159 100H160V99H159ZM159 100H158V101H159ZM229 100H230V99H229ZM232 100H233V98H232ZM244 100H245V98H244ZM246 100H251V98H250V99L248 98V99H246ZM13 101H14V99H13ZM28 101H29V100H28ZM30 101H32V99H30ZM30 101H29V102H30ZM33 101H32L31 104H35V103H36V102H33ZM47 101H48V100H47ZM47 101H46V102H47ZM75 101H74L73 103H72V102H71V103L74 104V103H76ZM122 101H123V102H120V103H122L123 108H122V107H119V111L121 110V108H122L123 110H127V107H126V106H127V105H128V106L131 105V104H130V101H128V100H126V99H125V100H122ZM125 101H126V103H124ZM127 101L129 102L128 104H127ZM141 101H145V100L143 99V100H141ZM158 101H157V102H158ZM161 101H162V99H161L158 103H160V104L162 103V104H163V101H162V102H161ZM219 101H221V99H219ZM18 102H19V101H18ZM134 102H135V103H134ZM134 102H133V105H132V106L135 107L134 104H136V101H134ZM139 102H140V101H139ZM165 102H166V100H165ZM165 102H164V103H165ZM221 102H223V100H222ZM221 102H219L218 104H220ZM242 102H243V101H242ZM242 102H241V103H242ZM21 103H22V102H21ZM37 103H38V102H37ZM64 103H63V104H64ZM67 103H68V102H67ZM67 103H66V104H67ZM120 103H119V104H120ZM225 103H222V104H225ZM241 103H240V105H241ZM69 104H70V103H69ZM83 104H84V103H83ZM100 104H101V105H100ZM125 104H126V106H125V109H124V105H125ZM129 104H130V105H129ZM139 104H140V105H139ZM218 104H217V105H218ZM22 105H23V106L26 105V104H25V99H24ZM27 105H28V104H27ZM27 105H26V106H27ZM40 105H41V104H40ZM67 105H68V104H67ZM76 105H77V104H76ZM81 105H82V104H81ZM90 105L93 106L92 103H90ZM90 105H89V108H90ZM137 105L141 106L142 103H141V102H140V103H137ZM143 105H144V102H143ZM217 105H216V107L218 108L219 105H218V106H217ZM34 106H36V105H34ZM73 106H75V104H74ZM95 106H94V107H95ZM104 106H102V107H104ZM118 106H119V105H118ZM120 106H121V105H120ZM220 106L222 107L221 104H220ZM224 106L227 107L228 104H227V105H224ZM241 106H242V105H241ZM241 106L238 107L240 110H241V108H240ZM14 107H13V108H14ZM28 107H30V106L28 105ZM32 107H33V105H32ZM94 107H93V108H94ZM97 107H96V108H97ZM130 107H131V106H130ZM130 107H129V108H130ZM142 107H143V106H142ZM216 107L213 108L212 110L215 111V109H217ZM221 107H220L219 109H223V108H221ZM24 108H25V110H26V111H25L26 114L29 113V112L32 110L31 107H30L28 110L26 109L25 106H24ZM33 108H34V107H33ZM49 108H50V107H49ZM51 108H52V107H51ZM87 108H88V107H87ZM98 108H97V109H98ZM104 108H105V107H104ZM116 108H118L117 105H116ZM131 108H133V107H131ZM238 108L236 107L235 109H234V108H232V109L241 112ZM242 108H243V107H242ZM16 109H18V108H16ZM21 109H22V108H21ZM21 109L19 108L18 110H15V109H14V110H15L17 113H18V112H20V113L22 112V114L25 115V114H24V111H19V110H21ZM30 109H31V110H30ZM52 109H53V113H54V116H53V117H55V116L57 115V114L55 115V112H54V111H55V110H54L55 108H52ZM97 109H94V110H97ZM101 109H102V110H105V109H103V108H101ZM133 109H134V108H133ZM219 109H218V110H219ZM23 110H24V109H23ZM29 110H30V111H29ZM45 110H46V112H47V110H49L48 107L45 108L44 111H45ZM71 110H72V109H71ZM78 110H79V109H77V111H78ZM85 110H86V109H85ZM91 110H92V111H91ZM91 110H90V111L93 112V109H91ZM102 110H101V112L103 113ZM123 110H121V111H123ZM129 110H130V109H129ZM129 110H127L128 113H129ZM27 111H28V112H27ZM41 111H42V110H41ZM44 111H43L41 114H44V113H45V114L48 115V113H46V112H44ZM50 111H51V109L49 110V112H50ZM75 111H76V110H75ZM88 111H89V110H88ZM88 111H85V112H87V114H89V117H90V116H91V114H90L91 112L89 111V113H88ZM107 111H108V110H107ZM127 111H125V112L127 113ZM130 111H131V110H130ZM132 111H134V110H132ZM132 111H131V112H132ZM97 112H99V111H97ZM97 112H96V113H97ZM117 112H118V110H117L115 113L118 114L119 112H118V113H117ZM125 112H123V113L125 114ZM259 112H260V111H259ZM261 112H262V111H261ZM96 113L94 112V114H92V115L95 116ZM99 113H100V112H99ZM99 113L96 114V117L100 116ZM121 113H122V112H121ZM121 113H120V114H121ZM123 113H122V114H123ZM128 113H127V114H128ZM22 114H20V115H21L20 117H22V118H20V119L23 120V121L20 120V123H21V122H25V120L23 119V117H24L25 119H30L31 114H28L27 118H26L25 116H22ZM45 114L43 115V118H44V116H45V118H46V115H45ZM49 114H50V113H49ZM51 114H52V112H51ZM98 114H99V115H98ZM116 114H115V115H116ZM127 114H126V115H127ZM13 115H15V114H13ZM85 115H86V114H85ZM97 115H98V116H97ZM126 115H125V116H126ZM37 116H38V115H37ZM101 116L103 117V116H104V113L101 114ZM101 116H100V117H101ZM118 116H119V115H118ZM118 116H117V120H122V121L124 122L123 118H122V117L119 118ZM142 116H143V115H142ZM149 116H151V114H149ZM149 116L146 117V118H144V120H140V119H139L140 121H144V123H145V124L143 123L144 125H140V123H138V124H139L141 127H142V126H146L145 128L147 129L148 126H149L150 124L147 126L146 123H148V122H146V121H150V118H151V120L154 121L153 117H149ZM255 116H256V115H255ZM57 117H58V116H57ZM59 117H61V116H59ZM86 117H87V115H86ZM100 117H98V119H101ZM138 117H139V116H138ZM38 118H39V117H38ZM43 118H41V119L43 120ZM45 118H44V119H45ZM62 118H63V117H62ZM91 118L96 120V118H95V117L93 118V116H91ZM118 118H119V119H118ZM142 118H143V117H142ZM142 118H141V119H142ZM147 118H149V119L147 120ZM31 119H32V117H31ZM35 119H36V118H34V120H35ZM59 119H60V118H59ZM88 119H90V118H88ZM98 119H97V120H98ZM136 119H137V118H136ZM145 119H146V120H145ZM56 120H58V119H56ZM86 120H87V119H86ZM104 120H105V119H104ZM129 120H130V119H129ZM139 120H138V121H139ZM29 121H30V120H29ZM29 121L26 120V123L28 122V124L30 125V122H31V121H30V122H29ZM32 121H33V120H32ZM43 121H44V120H43ZM51 121H52V120H51ZM62 121H63V123H64L65 120L62 119L61 121H56V122H54V120H53V122H54L56 128H58V127L61 125L59 122H62ZM69 121H70V120H69ZM74 121H75V119H74ZM74 121H73V122H74ZM90 121H91V119H90ZM93 121H94V120H93ZM93 121H92V122H93ZM98 121L102 122L101 120H98ZM98 121H96V122H98ZM112 121H113V120H112ZM140 121H139V122H140ZM153 121H152V125H153V126L150 125V127H149L150 129L148 128L150 131H151V129H152L153 127H154V129H155V126H154V124H153V123H154ZM156 121H157V120H155V122H156ZM53 122H52V123H53ZM57 122L60 124L59 126L56 125ZM66 122H67V121H66ZM96 122H95V123H96ZM114 122H115V121H114ZM114 122H113V123H114ZM118 122H120V121H118ZM118 122L114 123L113 125L116 124V126H117V123H118ZM20 123L17 122V126L20 125L19 127H22V126H21L22 123H21V124H20ZM26 123H23V125H25ZM32 123H33V122H31V124H32ZM77 123H78V122H77ZM81 123H82V126H83V122H80V124H81ZM86 123H87V122H86ZM86 123H84L85 126H86ZM88 123H89V122H88ZM88 123H87V124H88ZM93 123H94V122H93ZM95 123H94V125H95L96 129L94 130V133L97 132L96 134H98V131H99V130L97 131V124H98L99 122H98L97 124H95ZM102 123H103V122H102ZM111 123H112V122H111ZM120 123L123 124L122 122H120ZM120 123H118V125H119ZM149 123H150V122H149ZM169 123H170V122H169ZM169 123H167V124H169ZM171 123H172V122H171ZM33 124H34V123H33ZM33 124H32V125H33ZM36 124H37L36 126H38V123H36ZM73 124H74V123H73ZM80 124H79V126H80ZM155 124H156V123H155ZM51 125H52V124H51ZM91 125L94 127L93 124H91ZM139 125H136V126L139 127ZM156 125H157V124H156ZM172 125L175 126L174 123L171 124V125L169 124V125H168L169 128H170V126H172ZM26 126H27V125H25V126H23V127L25 128ZM85 126H84V127H85ZM116 126H115V128H116ZM120 126H121V125H120ZM120 126H117V127H120ZM124 126H125V125L123 124L122 128H123ZM168 126H167V127H168ZM173 126H172V127H173ZM23 127H22V128H23ZM29 127H31V126H29ZM61 127H62V126H61ZM98 127H99V129H100V127H102V126L98 124ZM141 127H140V128H141ZM165 127H166V125H165ZM165 127H164V128H165ZM241 127H242V126H240V129H242ZM36 128H37V127H36ZM36 128H35V129H36ZM54 128H55V127H54ZM56 128H55V129H56ZM73 128H74V125H73ZM113 128H114V127H113ZM143 128H144V127H143ZM26 129H28V127H27ZM31 129H32V128H31ZM40 129H41V128H40ZM68 129H71V124H70V127H69ZM103 129H104V128H103ZM111 129H112V128H111ZM137 129H138V128H137ZM166 129H167V128H166ZM170 129H172V128H170ZM225 129H227V128H225ZM235 129H236V127L233 129V130H234V131H232L233 133H232L231 130L229 129V131L233 134V136H234V132H235V133L238 132V134H239V131H235ZM57 130H58V129H57ZM57 130H56V131H57ZM140 130H141V129H140ZM149 130H148L147 132H149ZM168 130H169V129H168ZM196 130H197V129H196ZM196 130H195V131H196ZM236 130H238V129H236ZM30 131H31V130H30ZM53 131H54V130H53ZM70 131H71V130H70ZM84 131H86L85 128H84ZM100 131L102 132V129H101ZM113 131H115V130H113ZM113 131H112V133H114ZM135 131H136V130H135V127H134V132H135ZM143 131H144V129L142 130V132L140 131V132L142 133V135H143V133H144ZM162 131H163V130H162ZM162 131H161V132H162ZM166 131H167V130H164V133H163V132H162V133L165 134ZM197 131H198V130H197ZM223 131H224V130H223ZM58 132H59V131H58ZM136 132H139V131H136ZM136 132H135V133H136ZM159 132H160V131H159ZM200 132H201V131H200ZM227 132H228V130H227V131L225 130V133H227ZM230 132H229V133H230ZM30 133H31V132H30ZM41 133H42V132H41ZM68 133H69V132H68ZM90 133H91V132H90ZM99 133H100V132H99ZM110 133H111V132H110ZM112 133H111V135H113ZM141 133H140V134H141ZM179 133H180V132H179ZM194 133H195V132H194ZM229 133L227 134V135H229V136H225L224 138H225L226 140H224V138H223L224 133L222 134V132H221L222 136L219 137V138H223V140H222V141H223V144H227L226 142H228V141L231 142V141L233 140V138H232V140L229 139V137H230V135H231V133H230V134H229ZM66 134H67V133H66ZM107 134L109 135V132H108ZM115 134H116V133H115ZM132 134H134V133H132ZM146 134H147V133H145V135H146ZM163 134H162V135H163ZM177 134H178V133H177ZM197 134H198V132H197ZM197 134H195V135H197ZM221 134H220V135H221ZM100 135H101V134H100ZM100 135H99V136H100ZM108 135H107L106 139L109 138ZM135 135H138V136H139V133H136ZM145 135H144V136H145ZM160 135H161V133H160L158 136H160ZM165 135H166V134H165ZM192 135H193V133H192ZM220 135H219V136H220ZM236 135H237V134H235L234 139L236 138V139L238 140V137H239V138L242 137V136L240 137V135H238V137H236ZM94 136H95V134H94ZM97 136H98V135H97ZM97 136H96V138H97ZM102 136H103V135H102ZM105 136H106V135H105ZM109 136H110V135H109ZM140 136H141V135H140ZM163 136H164V135H163ZM163 136H162V137H163ZM113 137H115V135H114ZM116 137H117V140L119 139L118 142H120V138H121L122 140L124 139V138H122V136H120V137H119V136H116ZM116 137H115V138H116ZM162 137H161V138H162ZM166 137L168 138L167 135H166ZM191 137H192V136H191ZM197 137H198V136H197ZM226 137H227L229 140H228ZM259 137H260V138H259ZM259 137H258V138L261 139V136H259ZM111 138H112V136H111ZM115 138H114V141L116 140ZM167 138H165V136H164V138H162V140L165 139V140H164L165 143H169L170 141H173L172 138H171L170 140H166ZM193 138H194V136H193ZM216 138H217V137H216ZM262 138H264V137H262ZM59 139H60V138H59ZM61 139H62V138H61ZM168 139H169V138H168ZM195 139H197V138H195ZM236 139L234 140V142L232 141L233 144L237 142ZM256 139H257V138H256ZM259 139H257V140L259 141ZM110 140H111V139H110ZM112 140H113V139H112ZM127 140L129 141L130 139H127ZM156 140H157V139H156ZM158 140H160V138H159ZM162 140L160 141L159 144L162 143ZM187 140H188V141H186V142L189 143V142H190L189 139H187ZM219 140H220V139H219ZM219 140H218V143H217L218 145L216 144V147H218V146L222 143V142H219ZM242 140H243V139H242ZM242 140H240V141L242 142ZM257 140H256V141H257ZM106 141H108V140H105L104 142H106ZM166 141H167V142H166ZM168 141H169V142H168ZM195 141H196V140H194L193 142L195 143ZM216 141H217V140H216ZM224 141H226V142L224 143ZM235 141H236V142H235ZM240 141H238V142L241 143ZM256 141H255V142H256ZM118 142L116 141L115 143H118ZM131 142H132V139H131ZM173 142H174V141H173ZM230 142H229V143H230ZM232 142H231V144H232ZM243 142H244V141H243ZM262 142H263V141H262ZM106 143H109V141L106 142ZM112 143H114V142L111 141V142H110V145H111ZM115 143H114V144H115ZM120 143H122V142H120ZM124 143H125V145H127V143H130V141H129V142H126V140H125ZM163 143H164V142H163ZM188 143H187V144H186V143H183V144H184V146L186 147V146L188 145ZM196 143H197V141H196ZM196 143H195V145H197ZM219 143H220V144H219ZM258 143L260 144V143H261V140H260V142H258ZM58 144H59V143H58ZM58 144L56 145V143H55L56 146L54 145V147H57ZM131 144H132V143H131ZM131 144H130V146H131ZM183 144H182V145H183ZM185 144H186V145H185ZM211 144H212V142H211ZM213 144H214V143H213ZM213 144H212V145H213ZM261 144H262V143H261ZM59 145H60V144H59ZM107 145H108V144H107ZM110 145H109V146H110ZM119 145H120V144H119ZM122 145H124V144L122 143ZM125 145H124V146H125ZM135 145H136V144H135ZM166 145H168V144H166ZM182 145H180V147H181ZM192 145H194V144H192ZM214 145H215V144H214ZM127 146H128V145H127ZM133 146H134V145H133ZM184 146L181 147V148H185ZM221 146H222V144H221ZM225 146H226V145H225ZM230 146H231V145H230ZM59 147L61 148V146H58V149H59ZM125 147H126V146H125ZM131 147H132V146H131ZM180 147H179V148H180ZM231 147H233V145H232ZM126 148H127V147H126ZM126 148H123V150L125 151ZM128 148H129V146H128ZM133 148H134V147H133ZM135 148H136V146H135ZM138 148H139V147H138ZM138 148H137V150H139ZM187 148H188V146H187ZM219 148H225V147H219ZM131 149H132V148H131ZM225 149H227V147H226ZM59 150H61V149H59ZM126 150L128 151V149H126ZM129 150H130V149H129ZM132 150H133V149H132ZM132 150H130V151H132ZM137 150L134 149L133 151H137ZM178 150H179V149H178ZM178 150H177V151H178ZM179 151L181 152L182 149H180ZM179 151H178V152H179ZM184 151H186V149H184L181 153H183ZM227 151H229V150H227ZM227 151H226V152H227ZM137 152H138V151H137ZM137 152H136V153H137ZM180 152H179V153H180ZM186 152H187V151H186ZM224 152H225V151H224ZM258 152H260V153L262 152V153H263V151H258ZM124 153H126V152H124ZM124 153H122V156H123ZM129 153L132 154V156H133V154H134V153H132V152H129ZM181 153H180V155H181ZM207 153H208V152H207ZM260 153H259V154H260ZM127 154H128V153H127ZM183 154H184V153H183ZM205 154H206V153H205ZM255 154L257 155L256 152H255ZM128 155H129V154H128ZM124 156H126V155H124ZM124 156H123V157H124ZM130 156H131V155H130ZM132 156H131V157H132ZM202 156H204V157H202ZM202 156H201L200 158H202V160H205L206 157L209 156V155L207 154V155H202ZM258 156H261V159L264 158V154H263V157H262V154H260V155H258ZM128 157H129V156H128ZM121 158H122V157H121ZM126 158H127V156L125 157V159H126ZM203 158H204V159H203ZM209 158H211V157L209 156ZM212 158H213V157H212ZM217 158H219V157H217ZM94 159L96 160V158H94ZM94 159L92 160V161H93L92 163H95V164H96L97 162H94ZM97 159H98V158H97ZM127 159H130V157L127 158ZM207 159H208V158H207ZM214 159H216V158H213L212 160H214ZM220 159H221V158H220ZM220 159H219V160H220ZM259 159H260V158H259ZM202 160H197V161L200 163V162H202ZM216 160H217V159H216ZM221 160H222V159H221ZM197 161H196V162H197ZM261 161L264 162V160H261ZM261 161H260V162H261ZM223 162H224V161H223ZM223 162H222V163H223ZM260 162H258V164H259ZM263 162H262V163H263ZM262 163H260V165H262ZM95 164H94V165H95ZM258 164H257V165H258ZM193 165H198V163L195 164V162H194ZM73 167H74V166H73ZM91 167H92V165H91ZM99 167H100V166H99ZM190 167L192 168V164H191ZM262 167H263V165H262ZM70 168L72 169V166H70ZM92 168L95 169V166L92 167ZM96 168H97V165H96ZM217 169H220V168H216V170H217ZM72 170H73V169H72ZM95 170H97V169H95ZM145 170H146V168H145ZM189 170H190V169H189ZM221 170H222V168H221L220 170H218L219 173H218V171H217V173H218V174H221V173H220ZM73 171H74V170H73ZM98 171H99V169L97 170V172H98ZM101 171H102V169H101L99 172H101ZM143 171H144V170H143ZM143 171H140V173H142ZM65 172H66V171H65ZM82 172H83V171H82ZM92 172H94V171L92 170ZM99 172H98V173H99ZM138 172H139V170H138ZM138 172H136V175H135V173H134L135 176L132 175L131 177H133V176L136 177V176L138 175V174H137ZM144 172H145V171H144ZM144 172H143V176H137L135 179H137V178H139V177H142V178H143V177H144V178H145V177H149V176H147L148 172L145 173V176H144ZM185 172H186V170H185ZM221 172H222V171H221ZM63 173H64V172H63ZM67 173H68V172H67ZM140 173H139V175H141ZM186 173L189 174V172H186ZM186 173H184V175H185L186 177L189 176V175H186ZM64 174H65V173H64ZM83 174H85V172H84ZM99 174H100V173H99ZM149 174H150V173H149ZM166 175H167V176H166V178H167V177H168V174H166ZM184 175H181V174H180V176H184ZM92 176H93V175H92ZM232 176H233V175H232ZM94 177H96V176L94 175ZM131 177H130V178H131ZM163 177H164V176H163ZM226 177H227V176H226ZM184 178H185V177H184ZM230 178H231V177H230ZM146 179H147V178H146ZM161 179H162V181H163V178H162V177H161ZM131 180H134V178L131 179ZM186 180H188V179H186ZM164 181H165V180H164ZM179 181H181V179H180ZM182 181H183V177H182ZM182 181H181V182H182ZM225 181H226V180H225ZM158 182L160 183L161 181L159 180ZM159 183H158V185H159ZM162 183H163V182H162ZM161 185H162V184H161ZM159 187H161V186L159 185ZM157 188H158V186H157ZM233 194H234V193H233ZM225 198H226V197H225ZM119 199H120V198H119ZM119 199L117 200L118 203H119V202L122 203V201L124 200V198H121L122 200H120V201H119ZM223 199H224V198H223ZM127 201H129V200H127ZM125 202H126V201H125ZM125 202L123 201L122 205H123V204H126ZM120 203H119V204H120ZM125 206H126V205H125ZM127 210H128V209H127ZM262 214H263V213H262ZM262 214H260L259 216H261L260 218L263 220L262 216H264V215H262ZM258 221H259V219H258ZM258 223H259V222H258ZM263 223H264V221H263ZM259 224H260V223H259ZM259 224H258V227H259ZM260 225H262V223H261ZM263 226H264V225H263ZM263 226H260V228H258L257 226H255V227H256V231H257V233H254V234H258V229L261 230V229H262L261 227H263ZM255 227H254V228H255ZM263 229H264V228H263ZM263 229H262V230H263ZM190 230H191V229H190ZM190 230L188 229V231H190ZM260 230H259V231H260ZM262 230H261L260 232H262L263 234L261 233V236H260V233L258 234V235L261 237L260 239H259L258 235H257V237H256V235H255V237L258 238V239L260 240V241H258V243L260 242L261 244H262L261 241L264 240V236H262V235H264V232H263ZM188 231L185 233V230H184V235L187 234V233H189ZM253 231H254V230H253ZM256 231H255V232H256ZM191 232L193 233V228H192V231H191ZM229 232H230V234H229ZM229 232L227 231V233H228V235H229V238H228V239H229V241H232V238H231V237H232V234H233L234 232H233V231H229ZM232 232H233V233H232ZM192 233H191V235H192ZM223 233H225V235L228 236V235L226 234V232H223ZM189 234H190V233H189ZM187 235H188V234H187ZM194 235H195V232H194ZM194 235H193V236H194ZM225 235H223V236H224L225 239H226V236H225ZM234 235H235V233H234ZM234 235H233V236H234ZM250 235H251V234H250ZM188 236H189V235H188ZM197 236H199V233H198ZM236 236H237V235L234 236V237H235V238H234L235 240H236V238H237ZM185 237H187V236H185ZM194 237H195V236H194ZM221 237H222V234H221ZM224 237H223V239H224ZM248 237H249V236H248ZM250 237H252V239H253V236H250ZM255 237H254V238H255ZM262 237H263V239H262ZM219 238H220V237H219ZM192 239H194V238H192ZM200 239H203V238H200ZM223 239H221V241H222ZM234 239H233V240H234ZM258 239H256V240H258ZM196 240H198V238H196ZM248 240H249L250 243H251V238H249ZM224 241H227V240H224ZM200 242H202V241L200 240ZM224 243H225V242H224ZM229 243L232 244V242H229ZM214 244H215V242H214ZM226 244H228V242H227ZM231 244H230V245H231ZM263 244H264V242H263ZM228 245H229V244H228ZM262 247H263V245H262ZM155 250H156V249L153 250V253H154ZM188 250H189V249H188ZM189 251H190V250H189ZM231 261H232V260H231ZM231 261H230V262H231Z\"/></svg>", "mask_w": 264, "mask_h": 264}, {"label": "built area", "instance_id": "4", "mask_svg": "<svg viewBox=\"0 0 264 264\" xmlns=\"http://www.w3.org/2000/svg\"><path fill=\"white\" fill-rule=\"evenodd\" d=\"M230 182H231V181H224L223 184H222L223 189L226 191V192L224 191V195H225V194H226V195H230V190H231ZM225 197H227V196H225Z\"/></svg>", "mask_w": 264, "mask_h": 264}]
</instances>
